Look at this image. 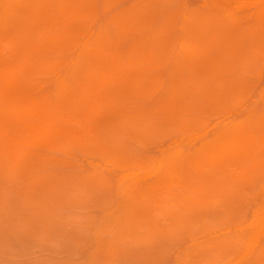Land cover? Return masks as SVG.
<instances>
[{"label":"rangeland","instance_id":"1","mask_svg":"<svg viewBox=\"0 0 264 264\" xmlns=\"http://www.w3.org/2000/svg\"><path fill=\"white\" fill-rule=\"evenodd\" d=\"M0 1H2V0H0ZM96 0H94L93 1V4H92V7H93V10H92V12H97V10H98V12H97V14H98V23L99 24H107V23H109V21H110V19H111V17L114 15V14H116V13H119V12H121V11H126V10H128V8H130V10H136V8L137 7H139V4L141 5V3H142V0H126V1H124V0H109L110 1V5H112V4H116L115 6H113V9H112V6H110V9L108 10V11H106V10H104L105 11V13L107 12V13H109V14H105V15H107V16H105L104 18H103V16H104V11L102 10V8H104V3H106V0H105V2H104V0H97L96 2H95ZM114 1V2H113ZM120 1H121V3H120ZM123 1V2H122ZM157 1V4L155 3ZM213 1H216L217 2V0H152V2L151 3H153V4H151V3H149L148 2V0L146 1V0H144L143 1V3H142V6H140L139 8H141L140 10L142 11V7H151V6H153L152 8H151V10H154L155 12H157V13H159V14H157L156 13V15H155V12L154 13H152L153 14V19H154V17L155 18H157L158 17V19L157 20H159V21H157L156 19H154V21H155V25H154V27H155V30L158 28H160L161 27V25L163 26H167V25H169L168 23H170V25L174 28H172L171 30H170V27L169 26H167V27H169V29L168 28H164V30H163V28L161 27V32H160V34H159V36L161 35V41H162V38H163V40L165 41V39H166V43L164 42V41H162L163 43H162V45H161V43H159V44H157V42L156 43H154V41H155V39L156 40H158L159 39V37H158V34L156 35V36H154L155 34H153L154 32H150V38H149V41H146L147 43H144V45H143V48H144V50H141L142 52L140 53V55L138 54L137 55V57L135 58V60H136V63L137 62H139L140 64L142 63V62H144V61H146V59L148 58V61L147 62H144L143 63V65H144V67H141V68H144L143 70H141L140 69V65H135L136 63H134L133 65H135L133 68H132V71H130L131 72V74H129V72L126 70V69H130L133 65H131V66H126V69H125V74H123V75H119L117 72L116 73H113V70H111V71H108V76H105V74L103 75V73H101V71H99L97 68H96V66H94V67H90V68H88L89 69V75H88V79L85 81V83L86 82H88V83H86V86H85V91L84 92H82V93H84V94H82V93H78V94H75V95H73V97H71L72 95H67V94H61V95H59V97H58V95H56V94H54V91L53 90H55V88H56V85H55V77H56V75H57V73H59V72H61V71H63V72H66V63H68L69 61H70V54L72 53L71 52V50H70V46L69 47H67V45L69 44L68 43V41H70V40H67V39H65L64 40V36H67L66 34H68V32H66V34H64L63 33V31L64 30H66V31H68V30H74V28L75 29H77L78 28V26L80 25L79 23H80V21H75V20H71V22L70 21H64V22H68L67 23V26H69V27H67L66 25H64L63 26V24H66V23H64L63 21L62 22H60V23H57L59 26H58V28H61L62 29V26H63V29L64 30H62V32L61 33H59V34H62V35H56L55 37H56V40L57 41H59V42H57V41H55V39L53 40V45L51 44V50H49L51 53H52V51L53 50H55V51H53V54H51L50 52H48V55H49V57L52 59V58H54V59H52L53 60V66H54V68L52 67V66H50V68L49 69H51L50 71H48L47 72V70H49V69H47L46 71H45V68H44V66L42 65V57H44V56H42L43 54H42V52H40V54H39V51L38 52H34L33 53V51H31V48H30V53L32 54V55H30V53L27 51V49L25 48V45L23 44V42H22V40L19 38V37H17V36H15V35H12L11 33H7L6 35H5V33L6 32H3V33H1L0 32V37H1V39H0V89H2V90H7V92L9 93V96L12 98V96L14 97V96H17L16 98H14V100H16V101H18L19 103H20V101L22 102H24L25 100H31L32 98H35L34 100L32 99L31 101H26V104H29V106L28 107H30V108H32V107H34V110H32L31 111V109L28 111V112H30L31 111V113H29V116H28V112L27 111H23V112H27L25 115L22 113L21 115H23L26 119H28V120H26L24 117V119L22 118V116H20V115H18V111H14V113H12L11 111H9V113H10V117H9V115H8V113H7V118H9V119H7L6 118V112L4 111V115H3V117L1 118L0 117V127H2V128H0L1 130H0V139L2 140V146H1V141H0V146L2 147V149H1V147H0V157L1 156H4V157H2V158H0V264H113L114 262H117L116 264H198V263H196V261L197 260H199V261H197V262H199V264L201 263V264H210V263H207L208 261H209V258H211L210 260L211 261H209V262H211V264H219V262H221L220 264H257V263H259V262H257L258 260H260V258H261V260H260V263L259 264H264V248L262 247V249H260L261 248V244L264 242V186H263V184H264V170H262V171H260V169H262L263 168V166H262V164L260 163L261 161V157L259 158V157H257L256 159H254V160H256V161H254V163L252 164L251 162H250V160H252V156H251V153H254V154H252V155H257L258 156V153H257V150H256V142L254 141L256 138L255 137H252V138H254V139H252L251 137H250V135H246V138H247V140H246V138L244 139V138H241L240 140H242V142H243V139H244V141H246V142H248L250 139H251V142L249 143L250 144V146L252 147L251 149H248V148H250L249 147V144L248 143H246L247 145H245V142H243V146H240L241 144H240V140H239V144L240 145H238V142H236V144L234 145V147L233 146H230V147H232V148H230L229 147V145H227V146H224V147H222V150H221V148L219 149V150H217V151H215V152H212L211 154H207L208 155V159L206 158V156H204L206 153H202V143L206 140V139H209V138H211V137H213L214 135H208V134H211V133H213L212 131L210 132H208V134H206V132L209 130V128L211 127V130H212V126H213V128H215L214 126H218V124L220 123H227V122H230L229 124H233L234 122H237V121H239L240 119H242L244 116H246L247 114H248V112L249 111H247V112H244V115H243V111H214L213 112V107H214V102H213V100H211L212 98H215L216 96L215 95H217V93H215L216 92V90L215 89H213V88H209V87H207V93L206 94H203V97H205L206 95L207 96H209V97H211V95H213L214 97H211L210 98V100H209V97H205V100L206 99H208V101L206 102L205 100L203 101V97L200 95H198L196 98H198V99H200V101H199V105L198 106H196L198 103L196 102V104L195 103H193V104H195L194 106H196L197 108H199V106H200V108H203L204 107V109L206 110L207 108H208V111L210 112L211 110V112L210 113H208L207 112V114H206V112H202L203 113V115H202V113H201V111L199 112H197V111H195V113H192V114H196L195 116H196V118H194L195 116H193L192 114L190 115V113L192 112V111H178V109H176V108H178L177 107V105L178 104H182L183 102H185L186 103V101H188V103H191L189 100H186V99H188V97H189V95H188V97L185 95V96H183V94L181 95V93H179V97H178V95H177V93H178V91H181V90H177V89H180V87H181V89L182 90H185L186 89V85H184L183 84V86H182V81H183V79H186V78H188L189 76H190V70H189V68L188 67H184V65H182V64H180L179 63V65H178V62H177V60H176V58H175V54H174V51H173V49L174 50H180L179 49V45L177 44L178 43V38H176L177 36H180V35H183V30L182 29H180V26H177L176 24H177V22H180L181 20H180V15H178V13H180V12H178V11H180L179 10V8L181 9V12H185V11H187V10H195V9H198V10H195V11H199V12H203L204 10H208V11H210V9H211V7H216V6H218V4L217 3H214L213 4ZM136 2V3H135ZM137 2H138V4H137ZM191 2V3H190ZM212 2V3H211ZM218 2L220 3L219 4V6H222V7H225V6H228L229 5V2H228V0H218ZM94 3H96V4H94ZM127 3V5H125ZM129 3V4H128ZM151 4V5H143V4ZM163 3H164V6H163ZM207 4V5H206ZM96 5V6H95ZM125 5V6H124ZM131 5V6H130ZM135 5V6H134ZM159 5H161V7H162V11L164 12V13H166V14H164L163 15V13H160L161 12V10H159V9H161V7L159 6ZM214 5V6H213ZM94 6H95V8H94ZM100 6H101V8H100ZM135 7V9H134V7ZM155 6V7H154ZM206 6V7H205ZM121 7V8H120ZM123 7V8H122ZM158 7H160V8H158ZM119 8V9H118ZM127 8V9H126ZM155 8H157V9H155ZM172 8H173V10H174V12H176L175 14L173 13V10H172ZM0 9H1V7H0ZM102 10V12H100V14H99V11H101ZM169 9H171L170 11L171 12H169ZM177 9V10H176ZM182 9H183V11H182ZM113 10V11H112ZM138 8H137V11H140ZM157 10V11H156ZM159 10V11H158ZM208 11H206V12H208ZM168 12V13H167ZM101 13H102V15H101ZM160 17H159V16ZM175 15V16H174ZM166 16V18L164 19V17ZM103 19H102V18ZM171 17H175L173 20L171 19ZM167 18L169 19V20H172V21H170L169 22V20H168V22L167 21H164V20H167ZM106 19V20H105ZM75 21V22H74ZM72 22H73V24H72ZM122 22H126V19H124V20H122L121 21V25L119 24V25H117V27H118V29H117V31H116V26L113 28L114 29V32H118V34H114V35H111L112 33H114V32H112V30L113 29H110L111 27H113V24L112 23H110V26H108V28H109V30H110V36H111V40L110 41H108V40H106V41H108V43H106V41H105V46H106V54L107 55H109V52L111 53V55H114L115 53L116 54H118L119 52H120V50L121 49H126V48H128V46L132 43V41H134V39H140L141 38V33L139 32V30L137 29L136 30V27H137V25H139L137 22H126L125 24H122ZM163 22V23H162ZM164 22H166L165 24H164ZM171 22H176V26L175 25H173L174 23H172L171 24ZM160 23H162V24H160ZM245 23H246V21H243V25L245 26ZM76 24V25H75ZM130 24V25H129ZM132 24H133V26H132ZM74 25V26H73ZM131 26L132 28H130L129 26ZM73 26V27H72ZM140 26V25H139ZM175 26V27H174ZM66 29H65V28ZM60 29V30H61ZM126 29V30H125ZM135 29V30H134ZM120 30L122 31V32H120ZM166 30H168V31H166ZM132 31H134V32H132ZM137 31V32H136ZM58 32H60L59 31V29H58ZM167 32V33H166ZM173 32V33H172ZM177 32V34H175ZM134 34L133 36L131 35V34ZM72 34H73V32H72ZM121 34L123 35L122 36V38H121ZM139 34V35H138ZM69 35H71V31H69ZM138 35V36H137ZM170 35V36H169ZM35 35H31L30 36V38H33ZM72 36V35H71ZM70 36V37H71ZM176 36V37H175ZM59 37H61V38H59ZM115 37H117V38H115ZM158 37V38H157ZM68 39H69V37H67ZM116 40H115V39ZM120 38H121V40H120ZM130 38H131V40H130ZM153 38V39H152ZM177 40H176V39ZM60 39V40H59ZM112 39H114V41L112 40ZM124 40V42H126V41H128L127 43H126V45H125V43H123L122 41ZM126 39H128V40H126ZM167 39H169L170 40V42H171V45L172 46H170L169 44V42H168V44H167V41H169V40H167ZM175 39V40H174ZM120 42H122L123 44H124V47H122L121 45H123L122 43L120 44V46L121 47H119V41ZM153 40V42H151ZM54 42H56V43H54ZM115 42V43H114ZM130 42V43H129ZM173 42V43H172ZM60 43V44H59ZM118 43V44H117ZM129 43V44H128ZM148 43H151V44H153V45H151V44H148ZM165 43V44H164ZM116 44H117V46H116ZM128 44V45H127ZM163 44L166 46H163ZM113 45L115 46L114 48H113ZM57 46V47H56ZM145 46H146V49H145ZM148 46V47H147ZM159 46H161V49H160V47ZM61 47V48H60ZM109 47H110V51H109ZM152 47V48H151ZM167 47H173L171 50V53L170 54H168V53H166L168 50L167 49H169V48H167ZM116 48H118L117 50H116ZM142 48V47H141ZM142 48V49H143ZM149 48H150V50H149ZM58 49V50H57ZM108 49V50H107ZM154 49V50H153ZM159 49V50H158ZM61 50V51H60ZM111 50H113V51H111ZM114 50H116V51H114ZM167 50V51H166ZM58 51V52H57ZM63 51V52H62ZM146 53H145V52ZM149 51V53L147 54V52ZM3 52V53H2ZM55 52V53H54ZM108 52V53H107ZM113 52V53H112ZM163 53H166L167 55H169V56H166L165 54H163ZM36 54V55H35ZM39 54V55H38ZM42 54V55H41ZM75 54V53H74ZM74 54H71V56L72 55H74ZM153 54H155L154 56L157 58V59H155V57L153 56ZM163 54V55H162ZM61 56V58H60V56ZM63 55V56H62ZM146 55V56H145ZM158 55V56H157ZM171 55V56H170ZM41 56V57H40ZM53 56V57H52ZM55 56V57H54ZM59 56V57H58ZM141 56H142V58H141ZM162 56H163V59H165V60H160V58H162ZM166 56V57H165ZM26 57V58H25ZM40 57V58H39ZM65 57V58H64ZM70 57V58H69ZM25 58V59H24ZM28 58V59H27ZM58 58H60V59H62V61L61 60H59ZM67 58H69V59H67ZM173 59V60H171V59ZM175 58V59H174ZM57 59V60H56ZM137 59L139 60V59H141V60H139V61H137ZM39 60V61H38ZM144 60V61H143ZM152 60V61H151ZM156 60H158V61H156ZM168 60H169V63H168ZM171 60V61H170ZM18 61H19V63H18ZM31 61V62H30ZM54 61H56V62H54ZM140 61H142V62H140ZM153 61H156L157 63H153ZM162 61V62H161ZM66 62V63H65ZM175 62H177L176 64H175ZM32 63H34V64H32ZM65 63V64H64ZM150 63V64H149ZM161 63V69L159 68V67H157L156 66V64H160ZM166 63V64H165ZM31 64V65H30ZM60 64V65H59ZM64 64V65H63ZM149 64V65H148ZM152 64H153V66H152ZM169 64V65H168ZM58 65V67H56V66ZM142 64H141V66H143ZM151 65V66H150ZM168 65V66H167ZM180 66V67H184L185 68V72H187L188 70H189V72H187V73H185L184 71H182L184 68H182V70H181V68L180 67H174V68H172L173 66ZM35 66V67H34ZM64 66V67H63ZM147 66H149L150 68L151 67H153V69L151 68H147ZM128 67V68H127ZM130 67V68H129ZM156 67V68H155ZM56 68V69H55ZM157 68H159V69H157ZM172 69V70H169V69ZM109 69V68H108ZM133 69H136V71L134 70L133 71ZM137 69H140V71L139 70H137ZM176 69H178V70H181V72L180 71H176ZM36 70H37V72H36ZM40 70V71H39ZM96 70H97V72H96ZM147 72H145V71ZM154 72H153V71ZM156 70V71H155ZM163 70V71H162ZM45 71V72H44ZM52 71H54V72H52ZM98 71L100 72V73H98ZM126 71L128 72L127 74H126ZM137 71H139V73H137L136 74V72ZM141 71H144V74L146 75H144ZM163 73H162V72ZM172 71H173V73H172ZM17 74H16V73ZM47 72V73H46ZM135 72V75L133 76L132 74ZM140 72H141V74H140ZM151 72H152V74H151ZM154 73H155V75H154ZM157 73H159V74H161V77H160V75H158ZM56 74V75H55ZM101 76H100V75ZM117 74V75H116ZM139 74V75H138ZM166 74V75H165ZM178 74V75H177ZM182 74H186L185 76H186V78H184V75H182ZM30 75H32V76H30ZM38 75V76H37ZM42 75V76H41ZM125 75V76H124ZM130 77H129V76ZM131 75H132V77H131ZM173 75V76H172ZM175 75H177L176 77H175ZM26 76V77H25ZM44 76V77H43ZM90 76V77H89ZM129 77L128 79H129V81L127 80V78L125 79V77ZM138 76V77H137ZM154 76V77H153ZM166 76V77H165ZM173 77V79H170L172 82H170V80H169V78L170 77ZM183 76V77H182ZM35 77H37V78H35ZM92 77V78H91ZM102 77H106V78H103L102 79ZM146 77H147V79H148V81L146 80ZM161 78V80L163 79L162 77H164V80H162V81H160V78ZM34 78V79H33ZM98 78H99V80H98ZM157 79V80H153V79ZM165 78H168V80L166 79L165 80ZM178 79V80H176V79ZM32 79V80H31ZM37 81H36V80ZM40 81H39V80ZM42 79V80H41ZM93 79V80H92ZM122 79V80H121ZM22 80V81H21ZM95 80H97V82L95 81ZM116 80V81H115ZM127 82H126V81ZM134 80V81H133ZM175 82H174V81ZM6 83H5V82ZM27 81L29 82V83H27ZM101 81V82H100ZM122 81V82H121ZM132 81V82H131ZM135 81H137L136 83H135ZM153 81V82H152ZM167 81V82H166ZM264 81V77L262 78V80L261 81H259V82H256V84H255V86L252 88V93L251 94H255L254 96H256V95H258V93H256V91L257 92H259L262 88H263V85L264 84H262L261 82H263ZM35 84H34V83ZM45 82H46V84H45ZM116 82V83H115ZM129 82V83H128ZM139 82V83H138ZM156 82H157V84H156ZM171 84V85H173V84H175V85H177V86H174L173 88H171L172 86L169 84V83ZM174 82V83H173ZM177 82V83H176ZM181 82V83H180ZM4 83V84H3ZM33 83V84H32ZM42 83H43V85H42ZM118 83V84H117ZM121 83V84H120ZM132 83V84H131ZM153 83V84H152ZM184 83V82H183ZM264 83V82H263ZM40 84V85H39ZM50 84H52V85H50ZM97 84V85H96ZM143 85V87H142V85ZM147 84H148V86H147ZM158 84H160L161 86H163V87H166L168 90H164V89H166V88H163V87H161L160 86V88L158 89ZM180 85V87H179V85ZM258 84V85H257ZM35 85V86H34ZM37 85H39L38 87H37ZM94 85H96V88H94L95 86ZM116 85V86H115ZM123 87H122V86ZM136 85V86H135ZM146 85V86H145ZM151 85V86H150ZM154 85H157V87L156 86H154ZM18 87V89L20 88V90H18L16 87ZM41 86V87H40ZM109 86V87H108ZM120 88H119V87ZM134 86H135V89H134ZM140 86H141V88L143 89V90H145V92L140 88ZM153 86V88L155 89V88H157L158 89V91L155 89H151L150 90V88ZM259 86V87H258ZM11 87H13V89H11ZM32 87H34V89L32 88ZM39 87H40V89H39ZM46 87V88H45ZM51 87H52V91H51ZM93 88V89H91V88ZM137 87V88H136ZM31 88H32V90H31ZM133 90H132V89ZM161 88L163 89V90H161ZM174 88H177V89H175L174 90ZM183 88H185V89H183ZM38 89V90H37ZM92 91H91V90ZM94 89H96V90H94ZM114 89V90H113ZM127 89V90H126ZM131 89V91H133V92H135L136 91V89H137V91H136V94L135 93H131L130 94V90ZM141 89V90H140ZM148 89V90H147ZM210 89H213V91H215V92H213V91H210ZM10 90H13V91H10ZM36 92H35V91ZM111 90V91H110ZM135 90V91H134ZM141 92V93H139V91ZM147 90V91H146ZM256 90V91H255ZM17 91L19 92V93H17ZM20 91H22L21 93H20ZM24 91H26V93L24 92ZM31 92V94H30V92ZM34 91V92H33ZM45 91H47V92H45ZM89 91H91V93L93 94H91V93H89ZM113 91V92H112ZM116 91V92H115ZM119 91V92H118ZM149 91H151V93L149 92ZM166 91H169V95H170V97H172V95L175 93V95L177 96H175L177 99H175V100H177V102H180V103H177V102H175L174 100L173 101H171V99H168L167 97L169 96H165L164 97V93H166ZM210 91V92H209ZM226 91V95H227V91H229V90H225ZM11 92V93H10ZM14 92V94L16 93V95H14V94H12ZM37 92H39V93H37ZM46 93V94H48V97H46L47 95L46 94H44L43 95V93ZM86 92V93H85ZM153 92L155 93V94H153ZM157 92V93H156ZM177 92V93H176ZM182 92V91H181ZM25 93V94H24ZM30 95H29V94ZM34 93H35V95L36 96H34ZM40 93H42V94H40ZM89 93V94H88ZM103 93V94H102ZM118 93H119V95H118ZM121 93V94H120ZM160 93V94H159ZM19 94H20V96H19ZM33 94V95H32ZM53 94V95H52ZM80 94V95H79ZM86 94V95H85ZM137 94H138V97L140 98L141 97V100H143V103H142V101L139 99V98H137ZM150 94H152V96L150 95ZM215 94V95H214ZM22 95H24V98H25V100H21L20 99V97L22 98V99H24L23 98V96ZM38 95V96H37ZM42 95V96H41ZM85 95V96H84ZM89 97H88V96ZM154 95V96H153ZM161 95V96H160ZM162 95H163V97H162ZM19 96V97H18ZM28 96V97H27ZM50 96V97H49ZM90 96L92 97V98H90ZM95 96V97H94ZM110 96V97H109ZM132 96V97H131ZM144 96H145V98H144ZM149 96H151L150 98L151 99H148L149 98ZM158 96L160 97V98H158ZM174 96V95H173ZM181 96H183V100L181 99L182 97ZM227 96H230V94L229 95H227ZM26 97H27V99H26ZM71 97V98H70ZM96 97H97V99H96ZM156 97V98H155ZM175 97H173V98H175ZM186 97V98H185ZM202 97V98H201ZM257 97V96H256ZM42 98V99H41ZM46 98V99H45ZM49 100H51L50 102H51V105L52 106H50V102H48V99ZM53 98H54V100H53ZM56 98V99H55ZM142 98H144V99H142ZM161 98H163V99H165L166 101L168 100V102H166L165 104H164V106H166V105H168V107H166V108H172V111H169V112H165V111H158L159 113H157L156 114V112L157 111H148L150 108H151V106L152 107H154L155 106V104H157V103H159V100H161ZM172 98V99H173ZM179 98V99H178ZM258 98H259V96H258ZM258 98H256L257 99V101L259 102V103H261V100H259ZM19 99V100H18ZM38 101H37V100ZM95 99V100H94ZM133 99V102L131 101ZM138 99L140 100V102H141V105H145L144 103L146 102V100H147V105L149 104V106H147V105H145L144 106V108L143 107H141V105H140V103H138L137 101H138ZM156 99L158 100V102L156 101ZM197 99V100H198ZM40 100V101H39ZM66 100V101H65ZM76 100H78V101H76ZM62 101V102H61ZM104 101V102H103ZM122 101V102H121ZM148 101H149V103H148ZM157 103H156V102ZM171 101V102H170ZM210 101V102H209ZM42 102V103H41ZM56 102V103H55ZM105 102H106V104H105ZM137 103V104H135V106L133 107V103ZM152 102V103H151ZM170 102V104H167V103H169ZM173 102V103H172ZM200 102H201V104H200ZM213 102V103H212ZM31 103V104H30ZM48 103V104H47ZM62 103V104H61ZM177 103V104H176ZM188 103H187V105H188ZM87 104H89V105H87ZM104 106H102V105ZM152 104V105H151ZM176 104V105H175ZM22 105V104H21ZM41 105H42V107H41ZM46 105V106H45ZM106 105V106H105ZM127 105H129V106H127ZM130 105H132V106H130ZM140 105V106H139ZM151 105V106H150ZM49 106V107H48ZM73 106H77V107H74L73 108ZM94 106V108H95V106H96V110H94V108H92ZM45 107V108H44ZM47 107V108H46ZM51 107V108H50ZM82 107H84V108H82ZM86 107H87V109H86ZM135 107H141V108H139V109H136ZM146 107V108H145ZM92 108V110H94V112L92 111V110H90ZM108 108V109H107ZM116 108H118V109H116ZM125 108V109H124ZM133 108H135V109H133ZM143 108V109H142ZM199 108V109H200ZM33 109V108H32ZM74 111H73V110ZM78 109V110H77ZM111 109H113V110H111ZM129 109V110H128ZM133 109V110H132ZM142 111H141V110ZM198 109V110H199ZM203 109V110H204ZM46 110H47V113H46ZM76 110H77V112H76ZM85 111L86 112V114H85V112H80V111ZM108 110H110V111H108ZM140 110V111H139ZM145 112H144V111ZM177 110V111H176ZM201 110V109H200ZM45 111V112H44ZM71 113H70V112ZM78 111H79V114H78ZM91 111V112H90ZM101 111V112H100ZM107 113H106V112ZM140 113H139V112ZM207 111V110H206ZM73 112V113H72ZM75 112L77 113V114H75ZM92 112L94 113L93 115H92ZM97 112H98V114H97ZM144 112V113H143ZM148 112V113H147ZM152 112V113H151ZM165 113V115H163V114H161V113ZM223 112V113H222ZM34 113H35V115H37V116H35L34 115ZM60 115H59V114ZM62 113V114H61ZM66 115H65V114ZM70 114V117H69V115H67V114ZM81 113V114H80ZM102 113H104V114H102ZM106 113V114H105ZM111 115V116H109V114ZM114 113L116 114V115H114ZM139 113V114H138ZM150 113V115H153V116H151V118H149L150 117V115H148ZM156 115H155V114ZM181 113V114H180ZM189 113V114H188ZM205 113V114H204ZM216 113V115H214V114ZM31 114V115H30ZM56 115V116H54V115ZM113 114V115H112ZM133 114V115H132ZM144 117V120H141L140 121V119H143L142 117H141V115ZM147 114V116H145ZM161 114V115H160ZM181 116H180V115ZM199 114V115H198ZM213 114V115H212ZM223 114V115H222ZM234 114H236V115H234ZM27 115V116H26ZM33 115V116H32ZM51 116V115H53V116H51V118H49V116ZM63 117H62V116ZM72 115H73V117H72ZM84 115V116H83ZM87 115V116H86ZM107 117H106V116ZM135 115V116H134ZM140 115V116H139ZM158 115V116H157ZM167 115V116H166ZM200 115H202V116H200ZM210 115V116H209ZM213 117H212V116ZM220 115V117L218 118L217 116H219ZM226 115V116H225ZM229 115V116H228ZM18 116H19V118H18ZM58 116H60V117H58ZM97 116H98V118H97ZM120 116V117H119ZM129 116V117H128ZM169 116V117H168ZM199 116V117H198ZM207 116V117H206ZM221 116L223 117V118H225L223 121H221ZM234 116H236L235 118H234ZM241 116H243V117H241ZM12 117V118H11ZM14 117V118H13ZM29 117H31L30 119H29ZM55 119H54V118ZM66 117V118H65ZM83 117H84V119H83ZM96 117V118H95ZM115 119H114V118ZM118 117V118H117ZM121 117H122V119H124V120H121ZM135 117H137L136 118V120H134L135 119ZM139 117H141V118H139ZM149 119H148V118ZM174 117H176V118H174ZM182 117H183V119H182ZM206 117V118H205ZM212 117V118H211ZM238 117V118H237ZM240 117V118H239ZM39 118V119H38ZM52 118H53V120H52ZM59 118V119H58ZM61 118V119H60ZM63 118V119H62ZM73 118V119H72ZM85 118H87L86 120H85ZM101 118V119H100ZM102 118H103V120H105V123H106V121H108L106 124L107 125H105V123H104V121H102ZM128 120H127V119ZM129 118H130V120H131V122L132 123H130V121H129ZM132 118V119H131ZM168 118H171V119H168ZM192 118H194V121L198 118V120L200 121V122H202L203 124H204V121H202L203 119H208V120H210L209 122L211 123H209V125L207 126V120L205 121L206 122V124H201L200 125V122H198V123H196V121L194 122V124H192L193 122V119ZM199 118H201V120L199 119ZM221 118V119H220ZM50 119V121H48ZM72 119V120H71ZM75 119V120H74ZM83 119V120H82ZM98 119H100V120H98ZM115 120V122L113 121L112 123H111V120ZM126 119V120H125ZM154 119V120H153ZM159 119V120H158ZM161 119V120H160ZM165 119V120H164ZM188 121H186V120ZM219 119H220V121L221 122H219ZM8 122H7V121ZM10 120L12 121V125H11V123H10ZM42 120V121H41ZM65 120H67V122L65 121ZM76 120H80L79 121V123L81 124V123H84V124H81V125H79V127H78V125H77V121ZM84 120H85V122H84ZM120 122H119V121ZM158 120V121H157ZM167 120V121H166ZM172 120H174V121H172ZM175 120H176V122H175ZM212 120H214L213 122H212ZM27 121H31L29 124L27 123ZM39 121V122H38ZM45 121H47L46 123H45ZM61 121V122H60ZM76 121V122H75ZM83 121V122H82ZM102 121V122H101ZM127 121H128V123H127ZM136 122V124H135V122ZM139 123H138V122ZM150 123H149V122ZM151 121H152V123H151ZM164 121V122H163ZM179 121V122H178ZM189 121H191V122H189ZM22 122H24L25 123V126H24V124L22 123ZM58 122H59V124H58ZM64 122V123H63ZM65 122H66V124H67V127H68V125H69V127H70V125H71V128L69 129V128H67L66 127V124H65ZM100 122V124L102 123V124H104V125H101V126H98V125H100V124H98ZM145 122V123H144ZM146 122H148L149 124H147ZM153 122H155V124L153 123ZM167 122H169V123H167ZM172 122H174L176 125H180V126H172V125H174V123H172ZM217 122H219V123H217ZM74 125V123H75V125L73 126L72 124ZM90 123H93V124H90ZM120 124V125H118L117 126V124ZM125 123H127V124H125ZM138 123V124H137ZM160 123V124H159ZM180 123V124H179ZM188 123H190L189 125H188ZM33 124H35V125H33ZM40 124H42V126L40 125ZM63 124V125H62ZM65 124V125H64ZM88 124H89V126H88ZM96 124V125H95ZM113 124H114V126H113ZM115 124H116V126H115ZM122 124L126 127H122ZM130 124V125H129ZM153 124V125H152ZM163 126H162V125ZM170 126H169V125ZM200 125L203 129H200L201 127H198V126H196V125ZM219 124V125H220ZM23 125V126H22ZM29 125H31L33 128H34V126H35V131H34V129H31L35 134H31V130H29L30 131V133H27L26 131H27V129L28 128H30V127H27V126H29ZM62 125V126H61ZM83 125H84V127H83ZM95 125V126H94ZM136 125V126H135ZM140 125V126H139ZM141 125H142V128H141ZM151 125H152V127H151ZM158 125V126H157ZM168 126V127H164V126ZM182 125V126H181ZM191 125L193 126V127H191ZM43 126H44V128H46V129H48L49 131H50V129L53 131L52 133H51V131L49 132L48 130H46V129H44L43 128ZM58 126H60V127H58ZM65 126V127H64ZM76 126L78 127L77 129H76ZM91 126V127H90ZM103 126H105L106 128L105 129H103L104 127ZM111 126V127H110ZM130 126H132V127H130ZM189 126H190V128H189ZM23 127H25V129L24 130H26V131H23V130H21ZM31 127V128H32ZM90 128V130H89V128ZM101 127V128H100ZM103 127V128H102ZM113 127H116V128H113ZM118 127H122V129L123 130H121L120 128H118ZM134 127V128H133ZM141 128V130L139 129V128ZM159 127H161V128H159ZM164 127V128H163ZM177 128L178 130H177V132H173V130L172 129H174V128ZM184 127H185V130H184ZM197 128L196 130L194 129V128ZM15 128V129H14ZM50 128V129H49ZM54 128V129H53ZM61 128V129H60ZM62 128H63V131H62ZM88 128V129H87ZM96 128H98V129H96ZM112 128H113V130H112ZM128 128H130V130L133 132L134 131V133H130V130L128 129ZM20 129V130H19ZM40 129V130H39ZM58 129V130H57ZM60 129V130H59ZM64 129H65V131H64ZM68 130V132H67V130ZM91 129H93V130H91ZM95 129V130H94ZM100 129H103V130H101V132H100ZM108 129V130H107ZM110 129V130H109ZM125 129H126V131H125ZM133 129V130H132ZM135 129L137 130V132H135ZM144 129V130H143ZM169 129H170V131H169ZM182 129L184 130V136L186 135V132H187V134L189 135V134H193V133H197V134H193L192 136L193 137H189L188 135H186L187 136V138L186 137H184L183 135H180L179 133H181L182 134V132H180L179 130H181L182 131ZM193 129V130H192ZM200 129V130H199ZM3 130V131H2ZM44 130V131H43ZM72 130H73V132H72ZM105 130V131H104ZM117 130L119 131V132H117ZM158 132H157V131ZM164 130H166L165 132H164ZM171 130H172V132L174 133H171ZM187 130V131H186ZM195 130V131H194ZM5 131V132H4ZM10 131V132H9ZM28 131V132H29ZM70 131H71V134H70ZM76 131H78V132H76ZM113 131H116V133L114 134V132ZM122 133H121V132ZM123 131H125V132H123ZM138 131H140V133L138 132ZM145 131V132H144ZM150 131H152L151 133H149ZM186 131V132H185ZM188 131H189V133H188ZM199 131V132H198ZM201 131V132H200ZM214 131V133H216V129H214L213 130ZM24 132H26V133H24ZM32 132V133H33ZM39 132H41V133H39ZM47 132V133H46ZM48 132H49V134H48ZM55 132H58V134H60V135H58V137H57V133H55ZM62 132H64V133H62ZM95 132H97V133H95ZM106 133V134H103V133ZM160 132H164L163 134L162 133H160ZM169 132V133H168ZM70 135L69 136V138L71 137V136H73L74 137V139L72 138V140H71V138L70 139H68L67 137H68V135ZM78 133V134H77ZM100 133V134H99ZM118 133H119V136H118ZM135 133H137V134H135ZM142 133H146V135H144V134H142ZM203 133H205L206 135L204 136V135H201V134H203ZM19 134H20V136H19ZM22 134V135H21ZM24 134L25 135H27V137L29 136V138H27L26 136V138H24L23 136H24ZM40 134V135H39ZM48 136V139L47 140H49L48 142H47V140H45L46 138H47V136ZM76 134H77V136L79 135V137H77L76 136ZM97 134V135H96ZM108 134V136H106ZM123 134V135H122ZM125 134V135H124ZM135 138L134 140H133V137L131 136V135ZM141 134H142V136H141ZM155 134V136H153V135ZM157 134H159V136L157 135ZM163 136H162V135ZM170 134V135H169ZM180 135V136H176V135ZM199 134H200V136H199ZM32 135V136H31ZM35 135V136H34ZM82 135V136H81ZM102 135V137H100ZM110 135V136H109ZM112 135V136H111ZM117 135V136H116ZM130 136V137H128V136ZM152 135V136H151ZM164 135H166V136H164ZM194 135L196 136V137H194ZM199 136V139H198V142H197V140L196 141H194V142H197L198 143V145H197V143H195L194 144V142L192 143L191 141H189V142H191L190 144H185L186 142H184V141H186V140H193V139H191V138H194V139H197V137ZM207 135L209 136V137H207ZM13 136V137H12ZM22 136V137H21ZM31 136V137H30ZM34 136V137H33ZM39 136V137H38ZM52 136H54V137H52ZM61 136V138H59ZM62 136H63V138H62ZM76 136V137H75ZM106 136V137H105ZM115 136V137H114ZM122 137V139H119V138H121ZM136 136H137V138H136ZM143 136H145V137H143ZM152 138H151V137ZM168 136H169V138H168ZM211 136V137H210ZM7 137V138H6ZM45 137V138H44ZM56 137L60 140H58L57 139V141L59 142H56ZM117 137H119V138H117ZM123 137L124 138H126V139H123ZM250 137V138H249ZM13 138V139H12ZM21 138H24L23 140L21 139ZM31 138V139H30ZM33 138V139H32ZM79 138V139H78ZM81 138V139H80ZM138 138L140 139V142H139V140H138ZM158 138H162V141L161 140H157ZM167 138V141H170V143L168 144V143H166L167 141L165 140V139ZM202 140H201V139ZM249 138V139H248ZM10 139V140H9ZM29 139H30V141H29ZM36 139V140H35ZM76 139H78V140H76ZM105 139V140H104ZM129 139V140H128ZM136 139H137V141H136ZM143 139V140H142ZM147 139V141H145V140ZM156 139V140H155ZM163 139H164V141H163ZM169 139V140H168ZM183 139H185V140H182ZM6 140H7V142H6ZM22 140V142H20ZM28 140V141H27ZM55 140V141H54ZM67 140V141H66ZM79 140H81V141H79ZM119 140H121V141H119ZM123 140H125V141H123ZM141 140L143 141V142H141ZM201 140V144L199 143V141ZM32 141V142H31ZM38 141V142H37ZM45 141H46V143L48 144H46L45 143ZM62 141V142H61ZM69 141H72L73 143H74V149H73V144L71 145V142H69ZM78 141V142H77ZM91 141L93 142V143H91ZM106 143H105V142ZM110 141L112 142V143H110ZM136 141V142H135ZM149 141V142H148ZM151 141H158L159 142V145H160V143H161V145H162V142H165L164 143V145L166 146V145H170L169 147L171 148L172 146L171 145H173V147L172 148H174V149H169V150H167L169 147L167 146V148H166V151L165 152H167V153H163V152H161L160 151V149L159 148H161V147H159V145H156L157 143H154V145H152V143H151ZM203 141V142H202ZM254 141V142H253ZM37 142V143H36ZM44 142V143H43ZM54 142H56V143H54ZM68 142V143H67ZM87 144H86V143ZM102 142V143H101ZM119 142V143H118ZM127 142V143H126ZM145 142V143H144ZM172 142H173V144H172ZM182 142V143H181ZM188 142V141H187ZM241 142V143H242ZM253 142V143H252ZM8 143V144H7ZM21 143V144H20ZM34 143V144H33ZM55 145H54V144ZM60 143H61V147H60V149H59V146H60ZM64 143V144H63ZM83 143V144H82ZM107 143H108V145H107ZM110 143V144H109ZM120 143H122V144H120ZM125 143V144H124ZM135 143V144H134ZM140 143V144H139ZM175 143H176V145L177 144H179V145H181V146H176L175 145ZM184 143V145H182ZM26 144H28V145H26ZM29 144H30V147H28L29 146ZM49 144H53L52 146L53 147H51ZM56 144H57V146H56ZM69 144V145H68ZM76 144L78 145V144H80V148H79V145L78 146H76ZM112 144H113V146H112ZM146 144H147V148H145V146H146ZM10 145V146H9ZM67 145V146H66ZM84 145L86 146V147H88V149H89V151H88V149H85L84 148ZM105 145L107 146V147H105ZM115 145H117V146H115ZM119 145V146H118ZM121 145H122V148H123V151H125V152H123L122 151V148H121ZM125 145V146H124ZM160 145V146H161ZM194 145V146H193ZM8 146H9V150H8ZM20 146V147H19ZM22 146H24V147H22ZM31 146H33L32 147V149H30L31 148ZM44 148H43V147ZM94 147V149H93V147ZM109 146H110V148H109ZM151 146H152V148H151ZM156 148H155V147ZM163 146V145H162ZM186 146V147H185ZM195 146H196V148H195ZM201 146V147H200ZM237 146V147H236ZM244 148L245 149V152H243L244 151V149H243V153L245 154V153H247L248 152V150H249V152L247 153V155H244L242 152H240V150H241V148ZM248 146V147H247ZM12 147V148H11ZM22 147V148H21ZM40 147V148H39ZM42 147V148H41ZM82 147V148H81ZM100 147V148H99ZM141 147H143L142 149H141V151H140V148ZM176 147V148H175ZM194 148V150L192 151V148ZM197 147H198V149L200 150L201 149V153L199 152V151H197ZM247 147V148H246ZM255 147V148H254ZM16 148V149H15ZM47 149L48 150V152L46 151V150H44V149ZM92 148V149H91ZM101 148H105V150H102ZM116 150H115V149ZM125 148H126V150H125ZM136 148H138V149H136ZM158 148V149H157ZM186 148H188V150H189V152H187L186 151ZM190 148V149H189ZM237 148V150L235 151L234 149H236ZM239 148H240V150H239ZM23 149H25L26 151H24ZM27 149H29L28 151H27ZM56 149V150H55ZM62 149V150H61ZM107 149H110V150H112L113 149V151L112 152H119L118 154H116L115 153V155L113 154V156L111 157V155L110 154H112V152L110 153V150H109V153H106V152H108V150ZM118 149V150H117ZM163 149L164 148H162V151H163ZM179 149H181L182 151H183V155L184 156H186L185 155V153L186 154H192L191 156L192 157H190V162H188V163H186V164H182L181 163V159L180 158H178L175 154H174V152L175 151H177V150H179ZM227 151H226V150ZM232 149L234 150V152H232ZM248 149V150H247ZM4 150H6L5 151V153L3 152ZM8 150V151H7ZM12 152H11V151ZM43 150V151H42ZM52 150V151H51ZM58 150V151H57ZM96 150H97V152H96ZM101 150L104 152L105 151V154L106 155H109V156H105V154L103 153V152H101ZM127 150H128V152H127ZM142 150H143V152H142ZM221 150V152L219 153V151ZM23 153H22V152ZM46 151V152H45ZM53 151H54V153H53ZM62 151V152H61ZM134 151V152H133ZM136 151V152H135ZM140 151V152H139ZM172 151V152H171ZM186 151V152H185ZM224 151V152H223ZM251 151V152H250ZM255 151H256V153H255ZM10 153L11 152V154H8V153ZM20 152L22 153V154H25V155H23L22 156V154H20ZM24 152H34L33 154H29V153H24ZM37 152H39V153H37ZM40 152H44V153H40ZM52 152V153H51ZM93 153V155L91 154V153ZM169 152H170V154H169ZM194 152V153H193ZM201 154V156L200 157H198L199 156V153ZM232 152V153H231ZM16 153V154H15ZM37 153V154H36ZM68 154V156H66L67 154ZM82 153H84V154H82ZM87 153H89L90 155L88 156V154ZM94 153H96V154H94ZM131 153V154H130ZM140 153V154H139ZM149 154V155H147V156H145V154ZM195 153H198V154H195ZM230 153L231 154H235L234 156L232 155V157L230 158ZM2 154V155H1ZM3 154H5V155H3ZM13 154H15V155H13ZM78 154V155H77ZM99 154H101V155H99ZM120 154V155H119ZM138 154H139V156H138ZM143 156H142V155ZM174 154V155H173ZM193 154H195V155H193ZM10 155V156H9ZM12 155H13V157H12ZM18 155V156H17ZM30 155V156H29ZM36 155L38 156V157H36ZM41 155V156H40ZM77 155V156H76ZM95 155H99V156H95ZM126 155H129V156H126ZM151 155V156H150ZM224 155V156H223ZM46 156H47V158H46ZM74 156H76V157H78V158H76V157H74ZM86 156V157H85ZM90 156H93V157H90ZM103 156V157H102ZM114 156H115V158L117 157H119V156H121V159H120V157L117 159L116 158V163H115V158H114ZM155 156V157H154ZM190 156V155H189ZM210 156V157H209ZM244 156V157H243ZM250 156H251V158H250ZM16 157V158H15ZM39 157H41V158H39ZM146 157H149V158H147V160H149V161H147V162H145V160H146ZM159 157V158H158ZM197 157H198V159H200L201 158V160H198L197 159ZM219 157V158H218ZM235 157H238V158H236L235 159ZM12 158H14V159H12ZM19 158V159H18ZM43 158H44V160H43ZM82 158V159H81ZM86 159V160H84V159ZM106 161V163H107V165L103 162V161H101L100 162V160H103V159ZM131 158H133V159H131ZM142 158V159H141ZM164 158L166 159V160H164ZM204 158V159H203ZM212 158V159H211ZM244 159V161L242 160V159ZM245 158H250L249 159V162L248 161H246L247 159H245ZM255 158V157H254ZM6 159V160H5ZM20 159H22V160H20ZM24 159H25V162H24ZM28 159V161H26ZM39 159H42L41 161L39 160ZM46 159V160H45ZM52 159V160H51ZM96 159V160H95ZM109 159H111V160H113L114 161V163H113V161H111V160H109ZM141 159V160H140ZM160 159V160H159ZM163 159V160H162ZM196 159H197V161H196ZM208 161H207V160ZM210 159V160H209ZM222 159H223V161H222ZM226 159V160H225ZM238 159V160H237ZM241 160V163H240V165L237 163V161H239L240 162V160ZM3 160V161H2ZM15 161L16 160V162H20V161H22L21 163H19V164H17V163H14L13 161ZM99 162H98V161ZM133 160V162H135V163H133V162H131ZM138 162V165H137V162ZM169 160V161H168ZM195 160V161H194ZM204 160H206V161H204ZM35 161H38V162H35ZM45 161V162H44ZM94 161V162H93ZM109 161H111L112 162V168H116L115 170H116V173L117 174H115V173H111V171L108 169L109 167H110V165H108V164H111L110 162L108 163ZM118 161H119V163H118ZM205 162V165H207V166H205L202 162ZM228 161V162H227ZM242 161H243V163H242ZM257 161H259L258 163H257ZM2 162V163H1ZM5 162V163H4ZM25 163L26 165L28 164V167L26 166L25 167V164H24V166H22L23 164L22 163ZM27 162V163H26ZM30 162V163H29ZM95 162H96V164L98 163V164H100L99 166H102V168L101 167H99L98 166V164H97V166H95L96 164H95ZM123 163L122 164V167H121V164L120 163ZM142 162V163H141ZM144 162H145V164H144ZM197 162V163H196ZM206 162H208L210 165H208V163H206ZM223 162H225V163H223ZM247 162V163H246ZM258 164H256V163ZM118 163V164H117ZM148 163H150V164H148ZM152 163V164H151ZM160 163V164H159ZM165 163V164H164ZM176 163V164H175ZM192 163H194V165L192 164ZM202 163V164H201ZM215 163V166H213V164ZM218 163H221V167H220V164H218ZM223 163V164H222ZM232 163H237V165H233ZM248 163H250L251 164V166H248V165H246V166H248V167H251L250 169H254V171L253 170H249V172H252V173H254L253 175H252V173H251V175L252 176H254L255 174H257L258 173V177H256V175H255V177H253V179H252V177H250L251 175H248V174H246V176H248V177H241V176H244L245 175V171H242L241 170V168L240 167H238V166H242V164L244 165V164H248ZM3 164V165H2ZM15 164V165H14ZM16 164H17V166H21L20 168L19 167H15L16 166ZM105 164V165H104ZM117 164V166H115ZM128 164H130V165H128ZM133 166H132V165ZM142 166H141V165ZM147 164L149 165V167L151 168V170H153V166H154V170H156V171H151L149 168L147 169ZM164 164V165H163ZM170 164V168H172V171L173 170H177V172H176V174H174L173 173V178H172V173H169V172H172V171H170L171 169L169 168V165ZM216 164H217V167H216ZM230 167H227V165ZM6 165H7V167H6ZM91 165V166H90ZM146 165V166H145ZM178 165H180V166H178ZM193 165V166H192ZM260 165H261V168H260ZM4 166V167H3ZM105 167V169L107 170L108 169V171H106L105 169V171L103 170H100V169H103L104 167ZM114 166V167H113ZM138 166H140L141 168H142V172H141V168L140 167H138ZM152 166V167H151ZM185 166V167H184ZM195 166V167H194ZM200 166V167H199ZM224 166V167H223ZM246 166H243L242 168H243V170H246L247 171V173H249L248 172V167H246ZM252 166H254V167H252ZM95 170V172H94V170L92 169V168ZM125 168V170H124V168ZM179 167H182V169L181 168H179ZM187 167H189V168H187ZM208 167H209V169H208ZM211 167H212V169H211ZM236 167V168H235ZM8 168V169H7ZM17 168V169H16ZM20 169V172H18L19 171V169ZM26 168V169H25ZM96 168H98V169H96ZM112 168H110L111 170H112ZM117 168H119V169H123L124 170V172H126V176H124L125 175V173L123 172V170L121 171H118V169ZM138 168L140 169L139 170V172L141 173V177L144 175V177H142L143 179L146 177V180H148L149 179V181L150 182H147V181H145V179L143 180L141 177H140V173H136L137 171H138ZM159 170V168H160V171L158 172L157 171V169ZM169 168V169H168ZM183 168H185V170H188V171H185ZM190 168H191V170H190ZM192 168H194V169H192ZM196 168V169H195ZM214 168V169H213ZM218 168H220V169H218ZM228 170H227V169ZM232 168V169H231ZM246 168V169H245ZM260 168V169H259ZM10 169V170H9ZM127 169H130L131 171L133 170V169H135V171L136 172H134V170L132 171V174H129L130 172V170H127ZM137 169V170H136ZM143 169H145L144 170V172H143ZM147 169V170H146ZM162 169V170H161ZM180 169V170H179ZM216 169V170H215ZM235 169V170H234ZM259 171H258V170ZM5 170V171H4ZM8 170V171H7ZM115 170H113L114 172H115ZM168 170V171H167ZM183 171L184 173H185V177H184V175H183V172H180V171ZM195 170H196V172H195ZM197 170H198V172H197ZM199 170H201V171H199ZM209 170H211V171H209ZM217 170H218V174L217 173H215V172H217ZM222 170H225V171H227V173L226 172H224V171H222ZM237 170V171H236ZM8 173H7V172ZM28 171H30V172H28ZM92 171V172H91ZM118 171V172H117ZM128 171V172H127ZM146 171H148V172H146ZM161 171H163L162 172V174L163 175H161ZM179 171V172H178ZM212 171H213V173H212ZM222 171V172H221ZM236 171V172H235ZM239 171V172H238ZM257 171V172H256ZM4 172L6 173V175L4 174ZM39 172V174H36V173H38ZM134 172V173H133ZM146 172V173H145ZM153 172V173H152ZM188 172H191L192 174L193 173H195V174H191L190 173V175L188 174H186V173H188ZM220 172V173H219ZM226 174H224V173ZM233 172H235V173H233ZM260 172V173H259ZM261 172H262V176L263 177H261ZM13 173V174H12ZM16 173V174H15ZM18 173V174H17ZM23 173V174H22ZM40 173H41V175H40ZM48 173V174H47ZM54 173H56L55 175H53ZM94 175V177L92 176V174ZM101 173H103L104 175H105V180H104V175L103 174H101ZM106 173V174H105ZM197 173H199V175L197 174ZM220 178V181H219V179H218V177L217 176H215V174ZM240 173V174H239ZM241 173L243 174V175H241ZM3 174H4V176H3ZM45 174H46V178H44L45 177ZM59 174V175H58ZM62 176H61V175ZM83 176H82V175ZM85 174H86V176L87 175H89V174H91V175H89V177H92V178H94V179H92V178H89L88 176L87 177H85ZM99 174V175H98ZM108 174V175H107ZM113 174V175H112ZM115 174V175H114ZM121 174V175H120ZM127 174L128 175H130V176H127ZM134 174H139V175H137V176H139V178H140V180H139V178L135 175V177H134V179L133 180H136L137 178H138V182L142 185V183H144L141 187H140V185H139V183H137V181H134L133 182V180L131 179V178H133V176H134ZM143 174V175H142ZM147 174V175H146ZM151 174V175H150ZM154 174H157V175H154ZM168 174H170V176L171 177H166ZM182 174V175H181ZM213 174V175H212ZM231 175V176H229V175ZM10 175V176H9ZM39 177H38V176ZM44 175V176H43ZM51 175V176H50ZM58 175V177H56ZM65 176V178H64V176ZM80 175H81V177H80ZM98 177H97V176ZM101 175H103V176H101ZM107 175V176H106ZM111 177H110V176ZM116 175H118V176H116ZM166 175V176H165ZM181 175V176H180ZM191 175H192V177H191ZM207 175V176H206ZM6 176V177H5ZM8 176V177H7ZM41 176V177H40ZM51 177V178H53V177H55V178H58L59 180V182L56 180V181H54L53 179H55V178H53L52 179V182L54 183V186L55 187H53V183H50L51 182V178L49 179L48 177ZM60 176V177H59ZM109 176V178H106V177H108ZM150 176H154V177H152V178H149ZM160 176H161V178H160ZM162 176H163V178L165 177V178H167L168 180H166L165 178L163 179L162 178ZM169 176V175H168ZM201 176H202V178H201ZM210 177V178H207V177ZM216 178H215V177ZM223 178H222V177ZM226 178H225V177ZM233 176H235L234 178H233ZM38 177V178H37ZM79 178V180H80V182L78 181V178ZM127 177H131V178H127ZM179 177H181V179L182 180H178V178ZM230 177V178H229ZM236 177H238V179L236 178ZM249 177L251 178V180L250 181H248V179H249ZM41 178V180H39ZM61 178H63V179H61ZM83 178V179H82ZM98 178H100V179H98ZM122 178V179H121ZM170 178H172V179H170ZM198 178L200 179V180H198ZM204 178V179H203ZM213 178H215V179H213ZM225 178V179H224ZM248 178V179H247ZM256 178V179H255ZM36 181H35V180ZM70 179V180H69ZM81 179L82 180H84V181H81ZM85 179H88V181L90 180V181H93V182H88V181H86ZM115 181H114V180ZM142 179V180H141ZM152 181H151V180ZM227 182H225L224 180ZM230 181H229V180ZM242 179H244L245 180V182H244V180H242ZM45 180V181H44ZM47 180V181H46ZM61 180V181H60ZM66 180H68V181H66ZM94 180H97V182H95ZM104 180V181H103ZM109 180V181H108ZM132 180V181H131ZM154 180H157V182H155ZM163 180V181H162ZM184 180V181H183ZM203 182H202V181ZM206 180V181H205ZM233 180V181H232ZM253 180V181H252ZM31 181H33L32 182V184H31ZM43 181V183H41V182ZM50 181V182H49ZM63 181L64 182H68V183H70L69 184V187H67L68 186V183H63ZM71 181V182H70ZM105 181H107V182H105ZM121 181H123V182H121ZM143 181V182H142ZM160 181V182H159ZM179 183H178V182ZM182 181V182H181ZM212 181V182H211ZM218 181V182H217ZM224 181V182H223ZM38 182H40V183H38ZM57 182V183H56ZM60 182H62V184L60 183ZM110 182H112V185L111 184H108V183H110ZM129 182H131V183H129ZM145 182H147V184L145 183ZM153 182V183H152ZM173 182V183H172ZM201 182H202V184H201ZM205 182H206V185L204 186L203 184H205ZM221 182H223V184L221 185ZM241 182V183H240ZM250 182H252L251 184H248V183H250ZM47 183H49V184H52V185H48ZM85 183H88V185L86 186V185H83V184H85ZM101 183H103L102 185H104V186H102L101 185ZM128 183V184H127ZM152 183V184H151ZM184 183V184H183ZM193 183V184H192ZM210 183H212V184H210ZM218 183V184H217ZM237 184V185H234V184ZM242 185L243 184V188H242V186H240V184ZM253 183H255V184H253ZM35 184V185H34ZM45 185V184H47L48 185V187L50 188H46V186H43V185ZM64 184V185H63ZM67 184V185H66ZM93 184V185H92ZM121 184V186L119 187V185ZM132 186H131V185ZM135 184H136V187H134L135 186ZM146 184V185H145ZM188 184H190L191 186L190 187H188L189 185ZM208 184V185H207ZM220 184V185H219ZM228 184V185H227ZM234 186H233V185ZM246 184H248V185H251L252 187H250V186H247V187H250V189L251 190H249V188L247 189L246 188V186H244V185H246ZM41 185V186H40ZM57 185V186H56ZM59 185V186H58ZM70 185H72L71 187H70ZM74 185V186H73ZM80 185H82V186H84L83 188L82 187H80ZM97 185V186H96ZM101 185V186H100ZM108 185H110V187H108L107 188V186ZM127 185H129L128 187H125V186ZM134 185V186H133ZM169 185H170V187H169ZM195 185V186H194ZM200 187V185H201V188H203L202 190L204 191V193H205V195H208L207 197L205 196V197H203V195H202V191H201V188H200V190H199V188L197 187ZM211 186L212 187V190H211V187H208V186ZM239 185V186H238ZM258 185V186H257ZM34 188H33V187ZM36 186H37V188H36ZM106 186V187H105ZM124 186V187H123ZM139 186V187H138ZM176 186V187H175ZM220 186V187H219ZM222 186H223V189H222ZM228 186V187H227ZM232 186V187H231ZM44 187V188H43ZM53 187V188H52ZM67 187V188H66ZM99 187H101V188H99ZM103 187V188H102ZM174 187V188H173ZM197 187V188H196ZM215 187H217L216 188V190L215 191H217V193H219V194H221L220 196H223V197H219L218 195L219 194H217V193H215L213 190H214V188ZM238 187H240L239 189H243V192L245 193H242V190H240L239 191V189H238ZM254 187H256V188H254ZM257 187H259V188H257ZM82 188V189H81ZM124 188V189H123ZM137 188V189H136ZM163 188V189H162ZM178 188H179V190H178ZM183 188V189H182ZM187 188V189H186ZM191 188V190L189 191L188 189H190ZM234 188V189H233ZM245 188V189H244ZM92 189V190H91ZM124 191H123V190ZM175 189V190H174ZM208 189L209 190H211V191H208ZM219 189V190H218ZM238 189V190H237ZM254 189V190H253ZM77 190V191H76ZM84 190H85V192H84ZM88 190V191H87ZM89 190H90V192H89ZM119 190L121 191V193L119 192ZM126 190V191H125ZM132 190V191H131ZM152 192H151V191ZM170 190L172 191V193H173V195H172V193H170ZM183 190V191H182ZM205 190H206V192H205ZM221 190H222V192H221ZM78 191H80V192H78ZM108 191H111V192H108ZM113 191V192H112ZM148 191V192H147ZM186 191H188V192H186ZM200 192V193H197V195H195L196 193L195 192ZM212 191H213V194H212ZM227 191V192H226ZM236 191V192H235ZM239 193H238V192ZM253 191V192H252ZM73 192L75 193V194H73ZM138 192V193H137ZM150 192V193H149ZM183 192V193H182ZM184 192H186V193H184ZM231 192H232V194H231ZM234 192H235V194L237 195H234ZM240 192H241V194H244V195H241L240 194ZM259 192V193H258ZM72 193V194H71ZM86 193H87V195H86ZM126 193V194H125ZM137 193V194H136ZM147 193H148V195H147ZM162 193V194H161ZM175 193H178L179 195H181V196H179L178 194H177V196H175ZM203 193V194H204ZM71 194V195H70ZM130 194V195H129ZM154 194V195H153ZM168 194V196L170 197V199H169V197L168 196H165V195H167ZM189 194V195H188ZM222 194H224V195H222ZM226 194H228V195H226ZM239 194H240V196H239ZM247 194V195H246ZM252 194V196H253V194L255 195V196H253V198L251 199V198H248L249 197V195H251ZM66 195H69V196H71V197H69V198H65L66 197ZM78 195H80L79 197H78ZM99 195V196H98ZM106 195H107V198H106ZM111 195H112V197H111ZM129 195V196H128ZM135 195V196H134ZM139 195V196H138ZM141 195V196H140ZM144 195V196H143ZM187 195V196H186ZM194 195V196H193ZM61 196H65L64 198L65 199H63V197H61ZM94 196H96V197H94ZM102 196H103V198H105L104 200H102ZM124 196V197H123ZM132 196H134L133 197V199H132ZM173 196V197H172ZM218 196V197H217ZM228 196H229V198H228ZM242 196H244V200H243V197ZM246 196V197H245ZM251 196V197H252ZM73 197V198H72ZM78 197V198H77ZM128 197V198H127ZM131 197V198H130ZM139 199H138V198ZM154 197V198H153ZM162 197H163V199H162ZM179 197V198H178ZM181 197V198H180ZM190 197V198H189ZM209 197H210V199H209ZM220 198V199H216V198ZM235 197V199H232V198H234ZM71 198V201L69 200ZM100 198V199H99ZM126 199V202L124 201V199ZM135 198V199H134ZM173 198V199H172ZM191 198H193V200L191 199ZM195 198V199H194ZM222 198H224V200L222 199ZM240 198L242 199V200H240ZM115 199V200H114ZM137 199V200H136ZM142 199V200H141ZM154 199V200H153ZM192 201H190V200ZM252 200L251 201V203L249 202V200ZM66 200V201H65ZM74 200V201H73ZM90 200H92V201H94L95 203H98V204H94V202H92V201H90ZM133 200L135 201V202H133ZM141 200V201H140ZM151 200H153V201H151ZM178 200V201H177ZM185 200V201H184ZM197 202H196V201ZM216 200V201H215ZM113 201V202H112ZM127 201H128V203H127ZM161 201V202H160ZM167 201V202H166ZM169 201V202H168ZM175 201V202H174ZM187 201H189V202H187ZM201 201V202H200ZM206 201H207V203H206ZM228 202L227 204H226V202H225V204L224 203H222V202ZM242 201H244V203L246 202L248 205H246V203L244 204ZM67 202V203H66ZM113 203V205L114 206H112V203ZM114 202H115V204H114ZM148 202H150V204L148 203ZM154 204V205H152V203ZM155 202V203H154ZM158 202V203H157ZM203 202H205V203H203ZM219 204H218V203ZM235 202V203H234ZM258 202V203H257ZM68 203H70V204H68ZM77 203H78V205H77ZM105 203V204H104ZM110 203H111V205H110ZM118 203V204H117ZM120 203V204H119ZM180 203V204H179ZM186 203L188 204V203H190V204H188V206L186 205ZM202 203V204H201ZM239 203L240 204H242V205H239ZM257 203V204H256ZM75 204V205H74ZM88 204V205H87ZM103 205V207H102V205ZM124 204H126V205H124ZM131 204V205H130ZM139 204V205H138ZM149 204V205H148ZM160 204V205H159ZM192 204V206H190ZM198 204V205H197ZM231 204V205H230ZM232 204H234V206L232 205ZM244 204V205H243ZM99 205V206H98ZM110 205V206H109ZM121 205H123V206H125V208L124 209H126L127 208V211L129 210V214L128 215H131L132 216V218L130 219V221L132 222V220L135 218L137 221H135V219H134V221L135 222H137L136 224H134L135 222L133 221L132 223L131 222H129V216L128 215H126V212L127 211H120L119 212V207L121 206ZM151 205V207H149ZM179 205H181V206H179ZM226 205V206H225ZM227 205H228V207H227ZM111 206H112V208H111ZM127 206V207H126ZM132 208H130V207ZM133 206H134V209H133ZM155 206V207H154ZM164 206H166V208L164 207ZM168 206H170L171 208H173V209H171L170 207H168ZM240 206H242V207H240ZM100 207H102V208H100ZM110 207V208H109ZM117 207V208H116ZM128 207H129V209H128ZM162 207V208H161ZM164 207V208H163ZM183 207V208H182ZM184 207H185V209H184ZM233 207V208H232ZM240 209H239V208ZM251 207V208H250ZM105 208V209H104ZM107 208H109L108 210H107ZM115 208V209H114ZM140 208V209H139ZM150 210H149V209ZM154 208V209H153ZM159 208V209H158ZM181 208V209H180ZM188 208H189V211H188ZM223 208V209H222ZM249 208V209H248ZM100 209H102V210H100ZM194 209V210H193ZM225 209V210H224ZM229 209H232V211L230 212V210ZM233 209H235V210H233ZM107 210V211H106ZM111 210V211H110ZM116 210H118V214H117V212H115ZM120 210H122V206H121V209ZM132 210H136V211H133V212H135V214L137 215V216H142L143 217V215H145L144 217H145V219H143L142 217V219L141 218H139V217H135V214L134 213H132V212H130V211H132ZM142 211V212H140V211ZM152 210V211H151ZM156 210V211H155ZM161 210V211H160ZM167 210V211H166ZM199 210V211H198ZM238 210V211H237ZM149 211H151V212H149ZM193 212V214L192 213H187V212ZM216 211V212H215ZM234 211V212H233ZM104 212H106V213H104ZM111 212V213H110ZM159 212H161V216H160V214H159ZM164 212L166 213H170V214H168V216H167V214H164ZM233 212V213H232ZM241 212H244V213H241ZM250 212V213H249ZM113 213V214H112ZM115 213V214H114ZM119 213H120V215H119ZM123 213V214H122ZM144 213H146V214H144ZM148 213V214H147ZM153 215H152V214ZM175 213V214H174ZM188 215H187V214ZM111 214L112 215H114V216H111ZM123 216H122V215ZM133 214H134V216H133ZM138 214H142V215H138ZM151 214V215H150ZM155 214V215H154ZM172 214H174V215H177V216H175V217H171L172 216ZM179 214V215H178ZM186 214V215H185ZM242 214V215H241ZM148 215H149V217L150 218H148ZM164 215V216H163ZM173 215V216H174ZM184 215V216H183ZM198 215V216H197ZM119 216H120V220L121 221H124L125 223H130V225H133V226H135V227H131L129 224H127V227H123V226H125L126 224L123 222H121L120 220H118L119 219ZM125 216H127V217H125ZM130 216V217H131ZM161 217V219L159 218V217ZM187 216L188 217H190V219L192 218L193 219V221L191 222L190 221V219H187ZM204 218H203V217ZM216 216V217H215ZM228 216V217H227ZM104 217V219H102ZM111 219H110V218ZM116 217H118V219L116 218ZM124 219H123V218ZM134 217V218H133ZM151 217H153L152 219H154L153 221H149V220H152L151 219ZM168 217V218H167ZM182 217H183V219H182ZM219 217H220V220L221 221H219L218 219H219ZM92 218V219H91ZM109 218V219H108ZM113 218H114V220H115V218H116V220L117 221H119V222H115L114 220H113ZM127 219V221L128 222H126V219ZM146 218H148V219H146ZM161 220H159V219ZM164 218V219H163ZM177 219V220H180L179 222V224L178 223H176V224H173V221L175 220V219ZM200 218H202V220L200 219ZM229 218H232V219H229ZM95 219V220H94ZM123 219V220H122ZM157 221H156V220ZM166 219H168L167 221L169 222V223H164V221L166 220ZM191 219V220H192ZM109 222V220L112 222V220H113V222H115L116 224L117 223H119L121 226H119L118 227V225L119 224H117V226L115 225V223H113L114 224V226L111 224L110 226L112 227V229H111V227H108V228H106L107 226H109V223H111V222H107V221ZM140 220V221H139ZM159 220V221H158ZM177 220H175L174 222H176ZM97 221H99V223L97 222ZM101 221V222H100ZM102 221H104V222H102ZM143 221H145L146 223H142L141 224V222H143ZM167 221H165V222H167ZM201 221V222H200ZM213 221V222H212ZM105 222L108 224H105ZM147 222H148V225L149 226H147L146 224H147ZM154 222H157V224L156 223H154ZM186 222V223H185ZM216 222V223H215ZM98 223V224H97ZM104 223V224H103ZM122 223V224H121ZM124 224V225H123ZM141 224V225H140ZM143 224L145 225V227H142L143 226ZM162 224V225H161ZM168 224H170V225H168ZM217 224V225H216ZM220 224V225H219ZM222 224V225H221ZM103 225H106L105 227L103 226ZM139 227H138V226ZM153 225V226H152ZM161 227H160V226ZM166 225V226H165ZM175 227H174V226ZM176 225H181L180 227H178V229L177 230H179L180 231V228L183 226H185L184 228H186V230H184V228H181V230H183V231H180V236H179V233H178V231H176V229L175 228H177L176 227ZM149 227V229L147 228V227ZM165 226V229L163 228ZM173 226V227H172ZM102 227H104L103 229H102ZM116 227H118V228H120V230L117 228L116 230L117 231H119V232H117L116 230H114L115 232H113V229H115ZM128 227L129 228H135L134 230L132 229H130V231H129V229H128ZM137 227V228H136ZM150 227L151 228H153V229H150ZM154 227H157V230L154 228ZM168 229H167V228ZM188 227V228H187ZM210 227H213L212 229L210 228ZM99 228H101L100 230L102 231V232H104L105 234H104V237L102 236V238H101V235L103 234L101 231H97V230H99ZM105 228L107 229V230H111L112 232H105V231H107V230H105ZM123 228H126V229H123ZM144 228H147V229H144ZM158 228H160V229H158ZM166 231V232H168V233H170V234H166V232H164V230ZM171 228H173L174 230H171L170 232H169V230L171 229ZM138 229H141L142 231L143 230H148V232H142L141 230H139V232H138ZM207 229V230H206ZM211 229V230H210ZM223 229V230H222ZM246 229V230H245ZM104 230V231H103ZM129 231L128 232V234H127V231ZM150 230V231H149ZM155 232V231H157L158 232V234H155L153 231ZM210 230V231H209ZM213 230V231H212ZM125 232V234H123L124 232ZM132 231V232H131ZM140 231L142 232V233H140ZM160 231H161V234L162 235H159L160 234ZM164 232V234H163V232ZM187 232L186 234L184 233V232ZM237 231V232H236ZM116 232H117V234H116ZM123 234V235H120L121 233ZM133 232H136L135 234H133ZM156 232V233H157ZM174 232V233H173ZM177 232V233H176ZM220 232V233H219ZM109 234V235H107V234ZM120 233V234H119ZM129 233H131V235L129 234ZM145 235H144V234ZM147 233V234H146ZM149 233H150V235H149ZM153 233V234H152ZM189 233V234H188ZM191 233H193V235L191 234ZM196 233V234H195ZM209 233H210V235H209ZM232 233V234H231ZM94 234H96V235H98V237L96 236V235H94ZM99 234H101V235H99ZM119 234V235H118ZM133 234V235H132ZM140 234V237L141 238H139V237H137L138 235ZM142 234L146 237H144L143 236V238H142ZM175 234V235H174ZM184 234V235H183ZM213 236H212V235ZM225 234V235H224ZM231 234V235H230ZM113 235V236H112ZM128 235V236H127ZM147 235V236H146ZM167 235V236H166ZM173 235V236H172ZM186 235V237H184ZM191 235V236H190ZM217 235H220L219 236V238H218V236ZM260 235V236H259ZM100 236V237H99ZM115 236H116V238H115ZM118 236H120V237H118ZM121 236L123 237V236H125V237H123V238H121ZM126 236H127V238H126ZM130 236H132V238L130 237ZM149 236V237H148ZM151 236V237H150ZM156 239L155 240V242H154V239H153V237ZM157 236V237H156ZM170 238H169V237ZM177 236H179V238L177 237ZM231 236V237H230ZM136 237V239H138L137 241H134L133 239ZM173 237V238H172ZM174 237H175V239L176 240H171V239H174ZM208 237H210V238H208ZM225 237V238H224ZM228 237H229V239H228ZM97 238H100V239H98V241H97ZM111 238V239H110ZM113 238V239H112ZM128 238H130V239H132V240H130V239H128ZM148 238H149V240H148ZM150 238H152V239H150ZM166 238V239H165ZM170 240H169V239ZM182 238H184V240L182 239ZM190 238V239H189ZM216 238V239H215ZM226 238H227V240H226ZM108 240L109 241V244L111 243V245H109L108 246V244H106L107 246L106 247H104V243H108L107 241H105V240ZM110 239V240H109ZM142 239V240H141ZM148 241H147V240ZM168 239V240H167ZM179 239V240H178ZM187 241H186V240ZM206 239H208V240H206ZM220 239V240H219ZM262 239V240H261ZM99 240H101L100 241V243H98L99 242ZM118 240V241H117ZM125 240V241H124ZM139 240H140V242L141 243H143V246H142V244L141 243H139ZM151 240V241H150ZM157 240H159L158 242H156ZM162 240H164V242H162ZM181 240V241H180ZM215 240V241H214ZM223 240H225V244H224V241ZM229 240V241H228ZM240 240V241H239ZM123 241V242H122ZM142 241H144V242H142ZM147 241V242H146ZM180 241V242H179ZM201 241H202V244L204 245H200V243H201ZM232 241H233V243H232ZM235 241V242H234ZM115 242H116V244L118 245V247H117V245L115 244ZM119 242V243H118ZM135 242V243H134ZM150 242V243H149ZM151 242H152V244H151ZM154 242V243H153ZM261 242V243H260ZM121 243V244H120ZM139 244V245H136V244ZM157 243V244H156ZM160 243H162V244H160ZM197 245H195V244ZM239 243V244H238ZM101 246V248H100V246ZM149 244H151V245H149ZM165 244V245H164ZM173 244V245H172ZM182 244V245H181ZM224 244V245H223ZM259 244V245H258ZM264 244V243H263ZM103 245V246H102ZM116 245V246H115ZM121 245V246H120ZM146 247H145V246ZM148 245V246H147ZM161 245V246H160ZM178 245L179 246H184V251L186 250V253H185V255L183 254V252L181 253L180 251H183V250H181L180 249V247H178ZM195 245V246H194ZM206 245L207 246H209V247H211L210 249L208 248L207 249V247H206ZM213 245H215V246H213ZM151 246V247H150ZM153 246V247H152ZM162 246H165V247H169L168 249H166L165 247H163V248H165L166 250H163V248H162ZM178 248H177V247ZM193 246V247H192ZM224 246H225V248H224ZM235 248H234V247ZM260 249H257V247ZM260 246V247H259ZM117 247L118 249H115V248ZM120 247H122V248H120ZM143 247V248H142ZM145 247V248H144ZM148 247V248H147ZM170 247H171V249H170ZM193 249H195V251L193 252V250H191V248ZM197 247H202V248H197ZM221 247V248H220ZM113 248H114V250H113ZM162 248V249H161ZM182 248V247H181ZM186 248V249H185ZM256 248V250H254ZM122 249V250H121ZM173 249V250H172ZM187 249H189L188 251H187ZM204 249L206 250H210V252L209 251H207V252H204ZM218 249V250H217ZM107 250V251H106ZM190 250H191V252H190ZM200 251V253H201V251H202V253L203 254H201L200 255V253H199V251ZM212 250H214L213 252H212ZM233 252H232V251ZM261 250H263V252L261 251ZM104 251V252H103ZM168 251V252H167ZM197 251V252H196ZM217 251V252H216ZM220 253H219V252ZM227 251V252H226ZM253 251H255V252H253ZM122 252H123V254L124 255H127V256H124L123 254H122ZM165 252V253H164ZM209 252V253H208ZM242 252V253H241ZM105 253H107L106 255H104ZM112 253V254H111ZM208 253V254H207ZM213 253H214V255H213ZM254 253V254H253ZM108 254H109V256H108ZM122 254V255H121ZM139 254H141L140 256H139ZM182 254V255H181ZM204 254H205V257H204ZM209 255V258H208V256L207 255ZM212 254V255H211ZM225 254V255H224ZM232 254H234V255H232ZM251 254H252V257H251ZM111 255V256H110ZM113 255H116V257L115 256H113ZM129 255V256H128ZM133 255H136V257H134ZM180 255V256H179ZM184 255V256H183ZM197 255V256H196ZM200 257H199V256ZM222 255H224L223 256V258L221 257ZM260 256V257H258V256ZM263 255V256H262ZM126 257V258H124V259H122V258H120V257ZM133 257V260H135V261H133L132 260V257ZM139 256V257H138ZM178 256V257H177ZM183 256V257H182ZM195 256V257H194ZM201 256L203 257V258H201ZM206 256H207V258H206ZM107 257V258H106ZM114 257V258H113ZM131 257V258H130ZM137 257L138 258H140L139 260H137ZM159 257V258H158ZM162 257V258H161ZM180 257V258H179ZM189 257H191V258H189ZM197 257H199V259L197 258ZM228 257V258H227ZM245 257V258H244ZM112 258V259H111ZM119 258V259H118ZM129 258V259H128ZM135 258V259H134ZM155 258V259H154ZM157 258L158 259H160V261L159 260H157ZM177 258V259H176ZM185 258V259H184ZM195 258V259H194ZM205 258V259H204ZM215 258V259H214ZM221 259V261H219L220 259ZM246 258L248 259L247 261H246ZM251 258V259H250ZM253 258V259H252ZM255 258V259H254ZM114 259V260H113ZM118 259V260H117ZM121 259V260H120ZM126 259H128V260H126ZM131 259V260H130ZM142 259H144L145 260V262H144V260H142ZM154 259V260H153ZM179 259V260H178ZM201 259H203L202 261H201ZM212 259H214V261H212ZM117 260V261H116ZM137 260V261H136ZM142 260V261H141ZM155 260H157V261H155ZM187 260V261H186ZM208 260V261H207ZM107 261V262H106ZM217 261H219V262H217ZM138 262V263H137ZM144 262V263H143ZM177 262H179V263H177ZM190 262V263H189ZM203 262H205V263H203ZM257 262V263H256ZM115 264V263H114Z\"/></svg>","mask_w":264,"mask_h":264},{"label":"bare ground","instance_id":"2","mask_svg":"<svg viewBox=\"0 0 264 264\" xmlns=\"http://www.w3.org/2000/svg\"><path fill=\"white\" fill-rule=\"evenodd\" d=\"M93 1L94 0H2V1H0V7H1V9H0V32L1 33H3V32H6L5 33V35L7 34V33H11L12 35H15V36H17V37H19L21 40H22V42H23V44L25 45V48L27 49V51L30 53V48H31V51H33V53L34 52H38L39 51V54H40V52H42V56H44V57H42V65L44 66V68H45V71L47 70V69H49L50 68V66H52L53 68H54V66H53V60L52 59H54V58H50L49 57V55H48V52H50L49 50H51V44L53 43V40L55 39V41H57L56 40V35H62L63 33L64 34H66V32H68V34H66L67 36H64L63 38H64V40L65 39H67V40H70V41H68V45H67V47H69L70 45V50H71V54H74V55H72L71 56V54L69 55L70 57V61L68 62V63H66V72H63V71H61V72H59V73H57V75H56V77H55V85H56V88H55V90H53L54 91V94H56V95H58V97H59V95H61V94H67L68 96L69 95H72L71 97H73V95H75V94H78V93H82V92H84L85 91V86H86V83H88V82H86L85 83V81L88 79V75H89V69L88 68H90L91 66L92 67H94V66H96V68L99 70V71H101V73H103V75L105 74V76H108L109 74H108V71H111V70H113V73H118L119 75L121 74V75H123V74H125V69H126V66H131V65H133L134 63H136V60H135V58L137 57V55L139 54L140 55V53L142 52L141 50H144V48H143V45H144V43H147L146 41H149V38H150V32H154L153 34H155L154 36H156L157 34H158V37H159V39L158 40H156L155 39V41H154V43H156L157 42V44H159V43H161V45H162V41H164L163 40V38H162V41H161V35L159 36V34H160V32L162 31L161 30V27L163 28H168L169 29V27L171 26L170 25V23H168L169 25H167V26H169V27H167V26H162L161 25V27L158 29H156L155 30V27H154V25L156 24L155 23V21H154V19H158V17L157 18H155L154 17V19H153V14L152 13H154L155 11L154 10H151V8L153 7V6H151V7H149L148 5H151V4H153V3H151L152 2V0H148V2L149 3H151V4H143L144 6L145 5H147L148 7H142V11L140 10L141 8H139L140 6H142V3H143V1L144 0H142V3H141V5L139 4V7H137L140 11H137V8H136V10H130V8H128V10H126V11H121V12H119V13H116V14H114L112 17H111V19H110V21H109V23H107V24H99L98 22V14H97V12H98V10H97V12H92V10H93V7H92V4H93ZM97 1V0H96ZM95 1V2H96ZM124 1H126V0H124ZM147 1V0H146ZM151 1V2H150ZM155 1V0H154ZM159 1V0H158ZM165 1V0H164ZM104 2H105V0H104ZM114 2V1H113ZM123 2V1H122ZM228 2H229V5L228 6H225V7H222V6H219V2H218V0H217V2L216 1H213V4L214 3H217L218 4V6H214V7H211V9H210V11H208V10H204L203 12H199V11H195V10H198V9H195V10H187V11H185V12H181V9L179 8V10L180 11H178V12H180V13H178V15H180V22H177V24H176V22L174 23V22H171V24L172 23H174L173 25H177V26H180V29H182L184 32H183V35H180V36H175L176 38H178V45H179V49L180 50H174L173 49V51H174V54H175V58H176V60H177V62H178V65H179V63L180 64H182V65H184V67L186 68V67H188L189 68V70H190V76L188 77V78H186V74L184 75V74H182V75H184V78H186V79H183V81H182V86H183V84L184 85H186V89L185 88H183V89H185V90H182L181 89V87H180V85H179V87H180V89H177V88H174V90L175 89H177V90H181V91H178V93H177V95H178V97L180 96L179 95V93H181V95L183 94V96H187L188 97V95H189V97H188V99H186V100H189L191 103H188V101H186V103L185 102H183L182 104H178L177 105V107L178 108H176V109H178V111H192L191 113H190V115L192 114V113H195V111H201V113L204 111V112H206V114H207V112L208 113H210L209 111H208V108L205 110L204 109V107L203 108H200V106H199V108L201 109H199V108H197L196 106H198L199 105V101H200V99H198V98H196L198 95L200 96H202L203 97V94H206L207 93V87H211V88H213V89H215L216 90V92L215 91H213V89H210V91H213V92H215V93H217V95H215L216 97L215 98H212L211 100H213V104H214V107H213V112L215 111H243V115H244V112H247V111H249L248 112V114L246 115V116H241V117H243L242 119H240L239 121H237V122H234L233 124H229L230 122H227V123H219V122H221V121H223L225 118H223L222 116H221V121H220V119H219V122H217V123H219L218 124V126L216 125V126H214L215 128H213V126H212V130H211V127L209 128V130L206 132V134H208V132L210 131H212L213 133H211V134H208V135H214L213 137H211V138H209V139H206L203 143H202V153L204 154V153H206L204 156H206V158L208 157V155L209 154H211L212 152H215V151H217V150H219L220 148H221V150H222V147H224V146H227V145H229V147L230 146H233L234 147V145L236 144V142H238V145H240V146H243V142H245V145H247L246 143H250L251 142V139L248 141V142H246V141H244V139L246 138V135H250V137L252 138V137H255L256 139L254 140L255 142H256V150H257V153H258V156L257 155H252V154H254V153H251V156L253 157L252 158V160H250V162L253 164L254 163V161H256V160H254V159H256L257 157H261V164H262V166H263V168L262 169H260L261 168V165H260V171H262V170H264V85H263V88L259 91V92H257L256 90V93H258V95H256V96H254L253 94H251L252 92V88L255 86V84H256V82H259V81H261L262 80V78L264 77V0H228ZM97 3V2H96ZM96 3H94V4H96ZM120 3H121V1H120ZM136 3V2H135ZM156 4H157V1L155 2ZM191 3V2H190ZM212 3V2H211ZM129 4V3H128ZM137 4H138V2H137ZM113 6H115L114 4H112ZM112 5H110V1L109 0H106V3H104V8H102V10L104 11V10H106V11H108L109 9H110V6H112ZM125 5H127V3L125 4ZM124 5V6H125ZM207 5V4H206ZM96 6V5H95ZM95 6H94V8H95ZM113 6H112V9H113ZM131 6V5H130ZM135 6V5H134ZM133 6V7H134ZM160 7H161V5H159ZM163 6H164V3H163ZM155 7V6H154ZM160 7H158V8H160ZM206 7V6H205ZM100 8H101V6H100ZM121 8V7H120ZM123 8V7H122ZM96 9V8H95ZM119 9V8H118ZM127 9V8H126ZM134 9H135V7H134ZM153 9V8H152ZM155 9H157V8H155ZM101 10V9H100ZM102 10L101 11H99V14H100V12H102ZM159 10H161V12L160 13H163V15L164 14H166V13H164L163 11H162V7H161V9H159ZM158 10V11H159ZM171 9H169V12H171L172 10H173V8H172V10L170 11ZM177 10V9H176ZM94 11V10H93ZM113 11V10H112ZM157 11V10H156ZM182 11H183V9H182ZM206 11H208V12H206ZM109 12V11H108ZM107 13V12H106ZM105 13V11H104V16H103V18L105 17V16H107V15H105L106 14ZM156 13L157 12H155V15H156ZM168 13V12H167ZM173 13L175 14L176 12H174V10H173ZM107 14H109V13H107ZM157 14H159V13H157ZM101 15H102V13H101ZM176 15V14H175ZM174 15V16H175ZM159 16V15H158ZM160 17V16H159ZM102 18V17H101ZM102 18V19H103ZM166 18V16L164 17V19ZM174 19L175 17H171V19ZM124 19H126V22H137L139 25H137V27H136V30L138 29L139 30V32L141 33L140 35H141V38L140 39H134V41H132V43L128 46V48H126V49H121L120 50V52L118 53V54H114V55H111V53L109 52V55H107L106 54V44H105V41L106 40H108V41H110L111 40V36H110V30H109V28H108V26H110V23H112L113 24V27H111L110 29H113L115 26V28H116V31H117V29H118V27H117V25H119L120 23H121V21L122 20H124ZM172 19V20H173ZM71 20H75V21H80V25L78 26V28L77 29H75L74 28V30H68V31H66V30H64L63 29V26L64 25H66L67 26V23L68 22H64V21H70L71 22ZM106 20V19H105ZM168 18H167V20H164V21H167L168 22ZM172 20H169V22L170 21H172ZM64 22V23H66V24H63V26H62V29L61 28H58V24L57 23H60V22ZM74 21V22H75ZM157 21H159V20H157ZM174 21V20H173ZM243 21H246V23H245V26L243 25ZM126 22H122V24H125ZM163 23V22H162ZM162 23H160V24H162ZM166 22H164V24H165ZM72 24H73V22H72ZM76 25V24H75ZM115 25V26H114ZM121 25V24H120ZM130 25V24H129ZM128 25V26H129ZM175 25V26H176ZM61 26V25H60ZM59 26V27H60ZM74 26V25H73ZM72 26V27H73ZM132 26H133V24H132ZM174 26V27H175ZM67 27H69V26H67ZM130 28H132L131 26H129ZM65 28V27H64ZM164 28H163V30H164ZM173 27L171 26L170 27V30L172 29ZM58 29H59V31L60 32H58ZM61 29V30H60ZM66 29V28H65ZM174 29V28H173ZM62 30H64L63 31V33L62 34H59V33H61L62 32ZM126 30V29H125ZM135 30V29H134ZM69 31H71V35H69ZM166 31H168V30H166ZM72 32H73V34H72ZM112 32H114V29L112 30ZM119 32V31H118ZM118 32L116 33V32H114V33H112L111 35H116V34H118ZM120 32H122L121 30H120ZM132 32H134V31H132ZM137 32V31H136ZM162 33V32H161ZM167 33V32H166ZM173 33V32H172ZM175 34H177V32L175 33ZM31 35H35L33 38H30V36ZM132 36L134 35L133 33L131 34ZM139 35V34H138ZM137 35V36H138ZM71 36V37H70ZM122 34H121V38H122ZM170 36V35H169ZM67 37H69V39L67 38ZM157 37V38H158ZM59 38H61V37H59ZM115 38H117V37H115ZM114 38V39H115ZM121 38H120V40H121ZM175 38V39H176ZM0 39H1V37H0ZM114 39H112L113 41H114ZM153 39V38H152ZM174 39V40H175ZM60 40V39H59ZM116 40V39H115ZM123 40V39H122ZM126 40H128V39H126ZM130 40H131V38H130ZM167 40H169V39H167ZM177 40V39H176ZM108 41H106V43H108ZM119 41V40H118ZM129 41V40H128ZM128 41H126V42H124V40L122 41L123 43H125V45H126V43L128 42ZM52 42V43H51ZM57 42H59V41H57ZM122 42H120L119 41V47H124V44L122 43ZM151 42H153V40L151 41ZM165 43H166V39H165V41H164ZM168 42L170 43L169 45L170 46H172L171 45V42H170V40L169 41H167V44H168ZM54 43H56V42H54ZM115 43V42H114ZM123 44V45H121L120 46V44ZM130 43V42H129ZM128 43V44H129ZM164 43V44H165ZM60 44V43H59ZM117 44H116V46H117ZM127 44V45H128ZM148 44H151V43H148ZM163 44V46H165ZM53 45V44H52ZM151 45H153V44H151ZM160 45V44H159ZM174 46V45H173ZM57 47V46H56ZM115 46L113 45V48H114ZM143 49H142V48ZM148 47V46H147ZM160 47V49H161V46H159ZM166 47V46H165ZM61 48V47H60ZM152 48V47H151ZM167 48H169V49H167L166 51V53H168V54H170L171 53V49L173 48V47H167ZM115 49V48H114ZM118 48H116V50H117ZM145 49H146V46H145ZM58 50V49H57ZM108 50V49H107ZM116 50H114V51H116ZM149 50H150V48H149ZM154 50V49H153ZM159 50V49H158ZM53 51H55V50H53ZM53 51H52V53L51 54H53ZM61 51V50H60ZM109 51H110V47H109ZM111 51H113V50H111ZM118 51V50H117ZM58 52V51H57ZM63 52V51H62ZM145 52V51H144ZM3 53V52H2ZM55 53V52H54ZM108 53V52H107ZM113 53V52H112ZM143 53V52H142ZM146 53V52H145ZM149 53V51L147 52V54ZM166 53H163V54H165L166 56H169V55H167ZM38 54V55H39ZM162 54V55H163ZM30 55H32L31 53H30ZM36 55V54H35ZM155 54H153V56H154ZM60 56V55H59ZM58 56V57H59ZM63 56V55H62ZM146 56V55H145ZM158 56V55H157ZM165 56V57H166ZM171 56V55H170ZM41 57V56H40ZM39 57V58H40ZM53 57V56H52ZM55 57V56H54ZM155 57V56H154ZM26 58V57H25ZM24 58V59H25ZM60 58H61V56H60ZM60 58H58L59 60H61L62 61V59H60ZM65 58V57H64ZM69 58H67V59H69ZM141 58H142V56H141ZM174 58V59H175ZM28 59V58H27ZM155 59H157L156 57H155ZM163 59V56H162V58H160V60H162ZM166 59V58H165ZM165 59H163V60H165ZM171 59V58H170ZM55 60V59H54ZM57 60V59H56ZM139 60H141V59H139ZM138 59H137V61H139ZM171 60H173V59H171ZM170 60V61H171ZM39 61V60H38ZM144 61V60H143ZM148 61V58L146 59V61H144V62H147ZM152 61V60H151ZM156 61H158V60H156ZM156 61H153V63L155 62V63H157ZM31 62V61H30ZM54 62H56V61H54ZM140 62H142V61H140ZM144 62H142L141 64L143 65V63ZM162 62V61H161ZM177 62H175V64L177 63ZM18 63H19V61H18ZM57 63V62H56ZM64 63V64H65ZM139 62H137L135 65H137ZM168 63H169V60H168ZM32 64H34V63H32ZM63 64V65H64ZM141 64L139 63L138 65H140V69L141 70H143L144 68H141V67H144V65L143 66H141ZM150 64V63H149ZM148 64V65H149ZM166 64V63H165ZM31 65V64H30ZM60 65V64H59ZM94 65V66H93ZM135 65H133L130 69H126L128 72H129V74H131V72L130 71H132V68L135 66ZM137 65V66H138ZM161 65V63L160 64H156V66L157 67H159V66ZM169 65V64H168ZM167 65V66H168ZM173 66L172 68H176V67H180V66ZM56 66V65H55ZM151 66V65H150ZM152 66H153V64H152ZM162 66V65H161ZM160 66V67H161ZM35 67V66H34ZM56 67H58V65L56 66ZM64 67V66H63ZM149 66H147V68H148ZM154 67V66H153ZM153 67H151L152 69H153ZM159 67V68H160ZM183 66L182 67H180L181 68V70H182V68H184ZM59 68V67H58ZM109 68V69H108ZM128 68V67H127ZM135 68V67H134ZM150 68V67H149ZM150 68V69H151ZM156 68V67H155ZM159 68H157V69H159ZM162 68V67H161ZM160 68V69H161ZM185 68L182 70V71H186L185 70ZM56 69V68H55ZM91 69V68H90ZM140 69H137V70H139L140 71ZM51 69H49V70H47V72L48 71H50ZM136 71V69H133V71ZM169 70H172L171 68L169 69ZM178 69H176V71H177ZM181 70H178V71H180L181 72ZM189 70L187 71V72H189ZM40 71V70H39ZM44 71V72H45ZM98 71V73H100ZM126 71V74L128 73ZM139 71H137L136 72V74L137 73H139ZM145 71V70H144ZM144 71H141L143 74H144ZM153 71V70H152ZM156 71V70H155ZM163 71V70H162ZM161 71V72H162ZM36 72H37V70H36ZM46 72V73H47ZM51 72V71H50ZM52 72H54V71H52ZM96 72H97V70H96ZM141 72H140V74H141ZM146 72V71H145ZM154 72V71H153ZM187 72H185V73H187ZM16 73V72H15ZM147 73V72H146ZM163 73V72H162ZM172 73H173V71H172ZM17 74V73H16ZM151 74H152V72H151ZM158 75H160V77H161V74H159V73H157ZM174 74V73H173ZM100 75V74H99ZM102 75V74H101ZM100 75V76H101ZM117 75V74H116ZM133 76L135 75V72L132 74ZM132 75H131V77H132ZM139 75V74H138ZM145 75V74H144ZM154 75H155V73H154ZM166 75V74H165ZM178 75V74H177ZM177 75H175V77L177 76ZM30 76H32V75H30ZM38 76V75H37ZM42 76V75H41ZM125 76V75H124ZM129 76V75H128ZM125 77V79L127 78V80L129 81V77ZM146 76V75H145ZM173 76V75H172ZM26 77V76H25ZM33 77V76H32ZM44 77V76H43ZM90 77V76H89ZM138 77V76H137ZM154 77V76H153ZM159 77V78H160ZM166 77V76H165ZM170 77V76H169ZM183 77V76H182ZM35 78H37V77H35ZM92 78V77H91ZM103 78H106V77H102V79ZM163 79L162 80H164V77H162ZM177 78V77H176ZM175 78V79H176ZM34 79V78H33ZM168 80V78H165V80ZM170 79H173V77H170L169 78V80ZM32 80V79H31ZM36 80V79H35ZM39 80V79H38ZM42 80V79H41ZM93 80V79H92ZM98 80H99V78H98ZM122 80V79H121ZM146 80L148 81V79H147V77H146ZM153 80H157L156 78L155 79H153ZM161 80V78H160V81H162ZM168 80V81H169ZM176 80H178V79H176ZM22 81V80H21ZM37 81V80H36ZM40 81V80H39ZM96 82H97V80H95ZM116 81V80H115ZM126 81V80H125ZM134 81V80H133ZM174 81V80H173ZM5 82V81H4ZM101 82V81H100ZM122 82V81H121ZM127 82V81H126ZM132 82V81H131ZM137 81H135V83H136ZM153 82V81H152ZM167 82V81H166ZM170 82H172L171 80H170ZM175 82V81H174ZM173 82V83H174ZM184 82V83H183ZM264 82V81H263ZM263 82H261L262 84H264ZM6 83V82H5ZM27 83H29L28 81H27ZM34 83V82H33ZM32 83V84H33ZM36 83V82H35ZM34 83V84H35ZM98 83V82H97ZM116 83V82H115ZM129 83V82H128ZM139 83V82H138ZM169 83V82H168ZM177 83V82H176ZM181 83V82H180ZM4 84V83H3ZM45 84H46V82H45ZM118 84V83H117ZM121 84V83H120ZM132 84V83H131ZM153 84V83H152ZM156 84H157V82H156ZM170 84V83H169ZM40 85V84H39ZM39 85H37V87L39 86ZM42 85H43V83H42ZM50 85H52V84H50ZM97 85V84H96ZM96 85H94L95 87L94 88H96ZM142 85V84H141ZM159 86H158V89L160 88V84H158ZM171 85V84H170ZM174 86H177V85H175V84H173ZM173 85H171L172 87L171 88H173L174 86ZM258 85V84H257ZM35 86V85H34ZM116 86V85H115ZM122 86V85H121ZM136 86V85H135ZM135 86H134V89H135ZM146 86V85H145ZM147 86H148V84H147ZM151 86V85H150ZM154 86H156L157 87V85H154ZM16 87V86H15ZM41 87V86H40ZM40 87H39V89H40ZM109 87V86H108ZM119 87V86H118ZM123 87V86H122ZM142 87H143V85H142ZM161 87H163V86H161ZM259 87V86H258ZM17 89H18V87H16ZM33 89H34V87H32ZM32 88H31V90H32ZM46 88V87H45ZM91 88V87H90ZM120 88V87H119ZM137 88V87H136ZM140 88H141V86H140ZM153 88V86L150 88V90ZM163 88H166V87H163ZM11 89H13V87H11ZM91 89H93V88H91ZM90 89V90H91ZM132 89V88H131ZM131 89L129 90L130 91V94L133 92V91H131ZM142 89V88H141ZM140 89V90H141ZM154 89V88H153ZM152 89V90H153ZM157 91H158V89L157 88H155ZM154 89V90H155ZM229 90V91H227L228 93H227V95H229L230 94V96H227L226 95V91L225 90ZM14 90V89H13ZM13 90H10V91H13ZM18 90H20V88L18 89ZM38 90V89H37ZM94 90H96V89H94ZM114 90V89H113ZM127 90V89H126ZM133 90V89H132ZM143 90V89H142ZM148 90V89H147ZM146 90V91H147ZM151 90V91H152ZM161 90H163L162 88H161ZM164 90H168L167 88L166 89H164ZM35 91V90H34ZM33 91V92H34ZM51 91H52V87H51ZM92 91V90H91ZM91 91H89V93H91ZM111 91V90H110ZM135 91V90H134ZM136 91H137V89H136ZM136 91L135 92H133V93H135L136 94ZM139 91V90H138ZM144 92H145V90H143ZM151 91H149L150 93H151ZM209 91V92H210ZM22 91H20V93H21ZM25 93H26V91H24ZM30 92V91H29ZM36 92V91H35ZM45 92H47V91H45ZM113 92V91H112ZM116 92V91H115ZM119 92V91H118ZM142 92V91H141ZM140 91H139V93H141ZM11 93V92H10ZM17 93H19L18 91H17ZM24 93V94H25ZM37 93H39V92H37ZM43 93V92H42ZM42 93H40V94H42ZM86 93V92H85ZM88 93V94H89ZM146 93V92H145ZM157 93V92H156ZM169 91H166V93H164V97L165 96H168L169 94ZM12 94H14V92L12 93ZM29 94V93H28ZM30 94H31V92H30ZM29 94V95H30ZM44 94H46V93H43V95ZM82 94H84V93H82ZM92 94V93H91ZM103 94V93H102ZM121 94V93H120ZM153 94H155L154 92H153ZM160 94V93H159ZM185 94V95H184ZM14 95H16V93L14 94ZM33 95V94H32ZM47 96L46 97H48V94H46ZM53 95V94H52ZM80 95V94H79ZM86 95V94H85ZM84 95V96H85ZM93 95V94H92ZM118 95H119V93H118ZM132 95V94H131ZM151 96H152V94H150ZM174 95V96H173ZM172 95V97H170V95L167 97L168 99H171V101H175V102H177V100H175V99H177L176 97V95H175V93ZM19 96H20V94H19ZM18 96V97H19ZM23 96V98H24V95H22ZM34 96H36L35 95V93H34ZM38 96V95H37ZM42 96V95H41ZM45 96V95H44ZM88 96V95H87ZM151 96H149V98L148 99H151L150 97ZM154 96V95H153ZM161 96V95H160ZM176 96V97H175ZM183 96H181L182 98V100H183ZM258 96H259V98H258ZM17 96H12V98L9 96V93L7 92V90H2V89H0V117L2 118L3 117V113H4V111L6 112V118H7V116L9 115V117H10V113H9V111H11L12 113H14V111L16 112V111H18V115H20V116H22V118L24 117L23 115H21L22 113L24 114H26L30 109H31V111L32 110H34V107H32V108H30V107H28L29 106V104H26V101H31L32 99L34 100L35 98H32L31 100L29 99V100H25V98L24 99H22L21 97H20V99L21 100H25L24 102L22 101H20V103L18 102V101H16V100H14V98H16ZM28 97V96H27ZM27 97H26V99H27ZM50 97V96H49ZM70 97V98H71ZM89 97V96H88ZM95 97V96H94ZM110 97V96H109ZM132 97V96H131ZM162 97H163V95H162ZM163 97V98H164ZM173 97H175V98H173ZM201 97V98H202ZM206 98L207 97H209V96H205ZM205 97H203L204 99H203V101L205 100ZM211 97H214L213 95H211ZM211 97H209V100H210V98ZM90 98H92L91 96H90ZM137 98H139L138 97V94H137ZM144 98H145V96H144ZM144 98H142V99H144ZM156 98V97H155ZM158 98H160L159 96H158ZM163 98H161V100H159V103H157L158 102V100L156 99V103L157 104H155V106L154 107H152L151 105V108L148 110V111H157L156 112V114L157 113H159L158 111H167V112H169V111H172V108H166V107H168V105H166V106H164V104L166 103V102H168V100L166 101L165 99H163ZM173 98V99H172ZM186 98V97H185ZM256 98H258L259 100H261V103H259L258 101H257V99ZM42 99V98H41ZM46 99V98H45ZM48 99V98H47ZM50 99V98H49ZM48 99V102H50L51 100H49ZM56 99V98H55ZM96 99H97V97H96ZM140 100H141V97L139 98ZM138 99V103H140V105H141V102H140V100ZM146 99V98H145ZM147 99V100H148ZM179 99V98H178ZM198 99V100H197ZM19 100V99H18ZM37 100V99H36ZM53 100H54V98H53ZM95 100V99H94ZM147 100H146V102H147ZM207 101H208V99H206ZM205 100V101H206ZM38 101V100H37ZM40 101V100H39ZM66 101V100H65ZM76 101H78V100H76ZM132 102H133V99L131 100ZM142 101V103H143V100H141ZM166 101V102H165ZM170 101V102H171ZM206 101V102H207ZM62 102V101H61ZM104 102V101H103ZM122 102V101H121ZM144 103L145 105H147V103ZM170 102L169 103H167V104H170ZM196 102L198 103L196 106H194L195 104H196ZM210 102V101H209ZM42 103V102H41ZM56 103V102H55ZM148 103H149V101H148ZM152 103V102H151ZM173 103V102H172ZM177 103H180V102H177ZM176 103V104H177ZM187 103H188V105H187ZM193 103H195V104H193ZM22 104V105H21ZM31 104V103H30ZM48 104V103H47ZM62 104V103H61ZM105 104H106V102H105ZM135 104H137L136 102L135 103H133L132 105H133V107L135 106ZM150 104V103H149ZM149 104L147 105V106H149ZM175 104V105H176ZM200 104H201V102H200ZM87 105H89V104H87ZM102 105V104H101ZM132 105H130V106H132ZM139 105V106H140ZM144 105V106H145ZM46 106V105H45ZM50 106H52L51 105V102H50ZM103 106V105H102ZM106 106V105H105ZM127 106H129V105H127ZM144 106L143 105H141V107H143L144 108ZM41 107H42V105H41ZM49 107V106H48ZM74 107H77V106H73V108ZM104 107V106H103ZM141 107H139V108H141ZM45 108V107H44ZM47 108V107H46ZM51 108V107H50ZM82 108H84V107H82ZM92 108H94V106L92 107ZM92 108L90 109V110H92ZM136 109H139L138 107H135ZM135 108H133V109H135ZM142 108V109H143ZM146 108V107H145ZM29 109V110H28ZM86 109H87V107H86ZM108 109V108H107ZM116 109H118V108H116ZM125 109V108H124ZM132 109V110H133ZM199 109V110H198ZM204 109V110H203ZM73 110V109H72ZM78 110V109H77ZM77 110H76V112H77ZM94 110H96V106H95V108H94ZM94 110H92L93 112H94ZM111 110H113V109H111ZM129 110V109H128ZM141 110V109H140ZM139 110V111H140ZM23 111H27V112H23ZM31 111L30 112H28L27 114H28V116H29V113H31ZM74 111V110H73ZM108 111H110V110H108ZM138 111V112H139ZM142 111V110H141ZM144 111V110H143ZM177 111V110H176ZM45 112V111H44ZM70 112V111H69ZM75 112V114H77ZM80 112H85V111H80ZM91 112V111H90ZM92 112V115L94 114ZM101 112V111H100ZM106 112V111H105ZM145 112V111H144ZM143 112V113H144ZM7 113H8V115H7ZM46 113H47V110H46ZM71 113V112H70ZM73 113V112H72ZM107 113V112H106ZM105 113V114H106ZM140 113V112H139ZM138 113V114H139ZM148 113V112H147ZM152 113V112H151ZM161 113V112H160ZM223 113V112H222ZM24 114V115H25ZM59 114V113H58ZM62 114V113H61ZM65 114V113H64ZM78 114H79V111H78ZM81 114V113H80ZM85 114H86V112H85ZM97 114H98V112H97ZM102 114H104V113H102ZM109 114V113H108ZM155 114V113H154ZM155 114V115H156ZM161 114H163V115H165V113H161ZM160 114V115H161ZM181 114V113H180ZM179 114V115H180ZM189 114V113H188ZM197 114V113H196ZM195 114V115H196ZM205 114V113H204ZM214 114V113H213ZM212 114V115H213ZM31 115V114H30ZM34 115H35V113H34ZM54 115V114H53ZM53 115H51V116H53ZM60 115V114H59ZM66 115V114H65ZM67 115H69V117H70V114L68 113ZM113 115V114H112ZM114 115H116L115 113H114ZM133 115V114H132ZM141 115V114H140ZM139 115V116H140ZM143 115V114H142ZM141 115V117L143 118V119H140V121L141 120H144V115L142 116ZM148 115H150V113L148 114ZM193 116H195L194 114H192ZM199 115V114H198ZM202 115H203V113H202ZM202 115H200V116H202ZM211 115V116H212ZM214 115H216V113L214 114ZM223 115V114H222ZM234 115H236V114H234ZM27 116V115H26ZM33 116V115H32ZM35 116H37V115H35ZM49 116V115H48ZM51 116H49V118H51ZM54 116H56V115H54ZM62 116V115H61ZM84 116V115H83ZM87 116V115H86ZM106 116V115H105ZM108 116V115H107ZM106 116V117H107ZM109 116H111L110 114H109ZM108 116V117H109ZM135 116V115H134ZM145 116H147V114L145 115ZM151 116H153V115H150V117L149 118H151ZM158 116V115H157ZM167 116V115H166ZM181 116V115H180ZM210 116V115H209ZM226 116V115H225ZM229 116V115H228ZM38 117V116H37ZM58 117H60V116H58ZM63 117V116H62ZM72 117H73V115H72ZM120 117V116H119ZM129 117V116H128ZM141 117H139V118H141ZM169 117V116H168ZM199 117V116H198ZM207 117V116H206ZM205 117V118H206ZM213 117V116H212ZM211 117V118H212ZM218 118L220 117V115L219 116H217ZM236 116H234V118H235ZM12 118V117H11ZM14 118V117H13ZM18 118H19V116H18ZM25 118V117H24ZM23 118V119H24ZM31 117H29V119H30ZM54 118V117H53ZM53 118H52V120H53ZM66 118V117H65ZM96 118V117H95ZM97 118H98V116H97ZM114 118V117H113ZM116 118V117H115ZM114 118V119H115ZM118 118V117H117ZM136 118L137 117H135V119L134 120H136ZM148 118V117H147ZM148 118V119H149ZM174 118H176V117H174ZM194 118H196V116L194 117ZM194 118H192L193 119V123L192 124H194V122L196 121V123H198V122H200L199 120H198V118L194 121ZM238 118V117H237ZM240 118V117H239ZM7 119H9V118H7ZM26 119V118H25ZM24 119V120H25ZM39 119V118H38ZM55 119V118H54ZM59 119V118H58ZM61 119V118H60ZM63 119V118H62ZM73 119V118H72ZM71 119V120H72ZM83 119H84V117H83ZM82 119V120H83ZM87 118H85V120H86ZM101 119V118H100ZM100 119H98V120H100ZM127 119V118H126ZM125 119V120H126ZM132 119V118H131ZM152 119V118H151ZM168 119H171V118H168ZM182 119H183V117H182ZM200 120H201V118H199ZM26 120H28V119H26ZM75 120V119H74ZM85 120H84V122H85ZM111 120V119H110ZM121 120H124V119H122V117H121ZM128 120V119H127ZM154 120V119H153ZM159 120V119H158ZM157 120V121H158ZM161 120V119H160ZM165 120V119H164ZM186 120V119H185ZM208 122V124H207V126L209 125V123L211 122L210 120H208V119H206ZM205 119H203L202 121H204V124H206V121ZM7 121V120H6ZM42 121V120H41ZM48 121H50V119L48 120ZM66 122H67V120H65ZM78 123H77V125L79 124V125H81V124H84V123H79V121L78 120H76ZM75 121V122H76ZM102 121H104V123H105V120H103V118H102ZM101 121V122H102ZM115 122V120H111V123L112 122ZM119 121V120H118ZM129 121H130V123H132L131 122V120H130V118H129ZM167 121V120H166ZM172 121H174V120H172ZM187 121V120H186ZM210 121V122H209ZM214 120H212V122H213ZM8 122V121H7ZM29 121H27V123H28ZM31 122V121H30ZM29 122V123H30ZM39 122V121H38ZM47 121H45V123H46ZM61 122V121H60ZM66 122H65V124H66ZM83 122V121H82ZM108 121H106V123H107ZM120 122V121H119ZM135 122V121H134ZM138 122V121H137ZM149 122V121H148ZM148 122H146L147 124H149ZM164 122V121H163ZM175 122H176V120H175ZM179 122V121H178ZM188 122V121H187ZM189 122H191V121H189ZM10 123H11V125H12V121L10 120ZM23 124H24V126H25V123L24 122H22ZM28 123V124H29ZM64 123V122H63ZM86 123V122H85ZM105 123V125H107ZM109 123V122H108ZM127 123H128V121H127ZM127 123H125V124H127ZM139 123V122H138ZM137 123V124H138ZM145 123V122H144ZM151 123H152V121H151ZM154 124H155V122H153ZM167 123H169V122H167ZM172 123H174V122H172ZM195 123V124H196ZM58 124H59V122H58ZM64 124V125H65ZM68 124V123H67ZM67 124H66V127H67ZM72 124V123H71ZM90 124H93V123H90ZM98 124H100V122L98 123ZM117 124V123H116ZM116 124H115V126H116ZM135 124H136V122H135ZM160 124V123H159ZM170 124V123H169ZM168 124V125H169ZM180 124V123H179ZM190 123H188V125H189ZM194 124V125H195ZM199 124V123H198ZM196 125V126H198V127H201L202 125L201 124H203L202 122H200V125ZM203 124V125H204ZM211 124V123H210ZM1 125V124H0ZM33 125H35V124H33ZM41 126H42V124H40ZM63 125V124H62ZM61 125V126H62ZM73 125V124H72ZM74 125H75V123H74ZM73 125V126H74ZM79 125H78V127H79ZM96 125V124H95ZM94 125V126H95ZM101 125H104V124H100V125H98V126H101ZM118 125H120V124H117V126ZM130 125V124H129ZM150 125V124H149ZM153 125V124H152ZM152 125H151V127H152ZM162 125V124H161ZM164 125V124H163ZM162 125V126H163ZM176 124L174 123V125H172L173 127L175 126ZM23 126V125H22ZM88 126H89V124H88ZM113 126H114V124H113ZM116 126V127H117ZM121 126V125H120ZM136 126V125H135ZM140 126V125H139ZM158 126V125H157ZM170 126V125H169ZM176 126H180V125H176ZM182 126V125H181ZM27 127H30V128H28L27 129V131L26 130H24L25 129V127H23L21 130H23V131H26L27 133H30V131L29 130H31V129H34L35 128V126H34V128L31 126V125H29V126H27ZM32 127V128H31ZM58 127H60V126H58ZM65 127V126H64ZM77 126H76V129L78 128ZM81 127V126H80ZM79 127V128H80ZM83 127H84V125H83ZM91 127V126H90ZM104 127V128H103ZM102 128L103 129H105L106 127L105 126H103ZM111 127V126H110ZM116 127H113V128H116ZM122 127H125L123 124H122ZM122 127L120 128V127H118V128H120L121 130H123L122 129ZM130 127H132V126H130ZM164 127H168L167 125L166 126H164ZM163 127V128H164ZM191 127H193L192 125H191ZM203 127V126H202ZM200 128V129H203V128ZM0 128H2V127H0ZM43 128H44V126H43ZM47 128V127H46ZM46 128H44V129H46ZM67 128H71V125H70V127H69V125H68V127ZM89 128V127H88ZM87 128V129H88ZM101 128V127H100ZM113 128H112V130H113ZM126 128V127H125ZM134 128V127H133ZM139 128V127H138ZM141 128H142V125H141ZM141 128H139L140 130H141ZM159 128H161V127H159ZM169 128V127H168ZM189 128H190V126H189ZM15 129V128H14ZM50 129V128H49ZM54 129V128H53ZM61 129V128H60ZM59 129V130H60ZM96 129H98V128H96ZM103 129H100V132H101V130H103ZM117 129V128H116ZM129 130H130V128H128ZM195 130L197 129L196 127L194 128ZM199 129V130H200ZM214 129H216V133H214ZM1 130V129H0ZM20 130V129H19ZM40 130V129H39ZM46 130H48V129H46ZM58 130V129H57ZM67 130V129H66ZM89 130H90V128H89ZM91 130H93V129H91ZM95 130V129H94ZM99 130V129H98ZM108 130V129H107ZM110 130V129H109ZM133 130V129H132ZM144 130V129H143ZM173 130V132L175 133V132H177V128L175 127L174 129H172ZM172 130H171V133H173L172 132ZM184 130H185V127H184ZM184 130L182 129V131L181 130H179L180 132H182V134L181 133H179L180 135H183L184 136ZM193 130V129H192ZM194 130V131H195ZM3 131V130H2ZM29 131V132H28ZM34 131H35V129H34ZM44 131V130H43ZM49 131V130H48ZM50 131H51V133L53 132L51 129H50ZM49 131V132H50ZM62 131H63V128H62ZM64 131H65V129H64ZM105 131V130H104ZM125 131H126V129H125ZM125 131H123V132H125ZM157 131V130H156ZM166 130H164V132H165ZM169 131H170V129H169ZM187 131V130H186ZM185 131V132H186ZM5 132V131H4ZM10 132V131H9ZM26 132H24V133H26ZM33 131L31 130V134L33 135V134H35L34 132L32 133ZM49 132H48V134H49ZM67 132H68V130H67ZM72 132H73V130H72ZM76 132H78V131H76ZM114 132V134L116 133V131H113ZM117 132H119L118 130H117ZM121 132V131H120ZM127 132V131H126ZM132 131L130 130V133H131ZM135 132H137V130L135 129ZM139 133H140V131H138ZM145 132V131H144ZM152 131H150L149 133H151ZM158 132V131H157ZM164 132H160V133H164ZM199 132V131H198ZM201 132V131H200ZM39 133H41V132H39ZM47 133V132H46ZM55 133H57L56 135H57V137H58V135H60V134H58V132H55ZM62 133H64V132H62ZM69 133V132H68ZM95 133H97V132H95ZM122 133V132H121ZM132 133H134V131L132 132ZM169 133V132H168ZM173 133V134H174ZM178 133V132H177ZM188 133H189V131H188ZM47 134V135H48ZM65 134V133H64ZM67 134V133H66ZM70 134H71V131H70ZM78 134V133H77ZM77 134H76V136H77ZM100 134V133H99ZM103 134H106L105 132L103 133ZM135 134H137V133H135ZM142 134H144V135H146V133H142ZM142 134H141V136H142ZM161 134V135H162ZM176 134V133H175ZM193 134H197V133H193ZM193 134H187V132H186V135H188L189 137H193L192 135ZM205 133H203V134H201V135H206ZM22 135V134H21ZM31 135V136H32ZM40 135V134H39ZM46 135V134H45ZM46 135V136H47ZM68 135V134H67ZM80 135V134H79ZM79 135L77 136V137H79ZM97 135V134H96ZM123 135V134H122ZM125 135V134H124ZM131 135V134H130ZM153 135V134H152ZM151 135V136H152ZM158 136H159V134H157ZM170 135V134H169ZM180 135H176V136H180ZM184 136V137H186L187 138V136ZM207 135V137H209ZM19 136H20V134H19ZM27 137V135H25L24 134V138H26ZM30 136V137H31ZM35 136V135H34ZM33 136V137H34ZM69 136L70 135H68V139H70L71 137L74 139V137L73 136H71L70 138H69ZM75 136V137H76ZM82 136V135H81ZM106 136H108V134L106 135ZM105 136V137H106ZM110 136V135H109ZM112 136V135H111ZM117 136V135H116ZM118 136H119V133H118ZM128 136V135H127ZM132 136V135H131ZM150 136V137H151ZM153 136H155V134L153 135ZM163 136V135H162ZM164 136H166V135H164ZM198 136V135H197ZM199 136H200V134H199ZM199 136L197 137V139H194V138H191V139H193V140H186V141H184V142H186L185 144H190L191 142L193 143L194 141H196L197 140V142H198V139H199ZM13 137V136H12ZM22 137V136H21ZM39 137V136H38ZM52 137H54V136H52ZM56 137V142H58L57 141V138ZM100 137H102V135L100 136ZM115 137V136H114ZM121 137V136H120ZM128 137H130V136H128ZM133 137V136H132ZM143 137H145V136H143ZM194 137H196L195 135H194ZM249 137V138H250ZM7 138V137H6ZM24 138H21L22 140L24 139ZM27 138H29V136L27 137ZM26 138V139H27ZM45 138V137H44ZM59 138H61V136L59 137ZM62 138H63V136H62ZM72 138H71V140H72ZM117 138H119V137H117ZM136 138H137V136H136ZM146 138V137H145ZM152 138V137H151ZM168 138H169V136H168ZM241 138H244L243 139V142H242V140H240ZM248 138V139H249ZM13 139V138H12ZM31 139V138H30ZM30 139H29V141H30ZM33 139V138H32ZM48 139V136H47V138L45 139V140H47ZM79 139V138H78ZM78 139H76V140H78ZM81 139V138H80ZM119 139H122V137L121 138H119ZM123 139H126V138H124L123 137ZM135 138L133 137V140H134ZM165 139V138H164ZM164 139H163V141H164ZM201 139V138H200ZM252 139H254V138H252ZM10 140V139H9ZM22 140L20 141V142H22ZM36 140V139H35ZM59 140V139H58ZM105 140V139H104ZM127 140V139H126ZM129 140V139H128ZM138 140H139V142H140V139L138 138ZM143 140V139H142ZM141 140V142H143ZM145 140V139H144ZM156 140V139H155ZM157 140H161L162 141V138L160 139V138H158ZM166 141H167V138L165 139ZM169 140V139H168ZM182 140V139H181ZM183 140H185V139H183ZM182 140V141H183ZM202 140V139H201ZM201 140L199 141V143L201 144ZM239 140L242 142H240V144H239ZM246 140H247V138H246ZM0 141H1V146H2V140L0 139ZM28 141V140H27ZM49 140H47V142H48ZM55 141V140H54ZM60 141V140H59ZM67 141V140H66ZM73 141V140H72ZM72 141H69V142H71V145L73 144V149L75 148L74 147V143L72 142ZM79 141H81V140H79ZM119 141H121V140H119ZM123 141H125V140H123ZM136 141H137V139H136ZM135 141V142H136ZM145 141H147V139L145 140ZM188 141V142H187ZM189 141H191V142H189ZM253 141V142H254ZM6 142H7V140H6ZM32 142V141H31ZM38 142V141H37ZM36 142V143H37ZM56 142H54V143H56ZM62 142V141H61ZM78 142V141H77ZM94 142V141H93ZM92 141H91V143H93ZM105 142V141H104ZM149 142V141H148ZM157 143L158 141H151V143H152V145H154V143ZM197 142H194V144L195 143H197ZM252 142V143H253ZM44 143V142H43ZM45 143H46V141H45ZM53 143V144H54ZM59 143V142H58ZM68 143V142H67ZM86 143V142H85ZM102 143V142H101ZM106 143V142H105ZM110 143H112L111 141H110ZM109 143V144H110ZM119 143V142H118ZM127 143V142H126ZM145 143V142H144ZM164 143L165 142H162V145H161V143H160V145H159V142L156 144V145H159V147H161V148H159L160 149V151L161 152H163V153H167V152H165L166 151V148H167V146L169 147L170 145H164ZM166 143H170V141H167ZM182 143V142H181ZM8 144V143H7ZM21 144V143H20ZM34 144V143H33ZM47 144V143H46ZM53 144H49L51 147H53L54 145ZM64 144V143H63ZM83 144V143H82ZM87 144V143H86ZM120 144H122V143H120ZM125 144V143H124ZM135 144V143H134ZM140 144V143H139ZM172 144H173V142H172ZM180 144V143H179ZM179 144H177L176 145V143H175V145L176 146H178ZM26 145H28V144H26ZM48 145V144H47ZM53 145V146H52ZM69 145V144H68ZM79 145V148H80V144H78ZM77 144H76V146H78ZM107 145H108V143H107ZM182 145H184V143L182 144ZM196 145V144H195ZM197 145H198V143H197ZM0 146V147H1ZM10 146V145H9ZM9 146H8V150H9ZM56 146H57V144H56ZM67 146V145H66ZM112 146H113V144H112ZM115 146H117V145H115ZM119 146V145H118ZM125 146V145H124ZM166 148H165V147ZM172 147H173V145H171ZM179 146H181V145H179ZM194 146V145H193ZM239 146V147H240ZM3 147V146H2ZM2 147H1V149H2ZM20 147V146H19ZM22 147H24V146H22ZM21 147V148H22ZM28 147H30V144H29V146ZM32 147L33 146H31V148L30 149H32ZM43 147V146H42ZM41 147V148H42ZM60 147H61V143H60V146H59V149H60ZM86 146L84 145V148H85ZM93 147V146H92ZM105 147H107L106 145H105ZM114 147V146H113ZM155 147V146H154ZM171 147V148H172ZM186 147V146H185ZM237 147V146H236ZM248 147V146H247ZM246 147V148H247ZM249 147L250 148H248V149H251L252 147L250 146V144H249ZM12 148V147H11ZM40 148V147H39ZM44 148V147H43ZM82 148V147H81ZM100 148V147H99ZM109 148H110V146H109ZM121 148H122V145H121ZM143 147H141L140 148V151H141V149H142ZM145 148H147V144H146V146H145ZM151 148H152V146H151ZM156 148V147H155ZM162 148H164L163 149V151H162ZM170 147L167 149V150H169V149H171ZM176 148V147H175ZM192 148V147H191ZM195 148H196V146H195ZM225 148V147H224ZM230 148H232V147H230ZM235 148V147H234ZM241 148V147H240ZM240 148H239V150H240ZM245 148V147H244ZM244 148H241V150H240V152H242L243 151V149ZM255 148V147H254ZM0 149V150H1ZM16 149V148H15ZM85 149H88V147H86ZM92 149V148H91ZM93 149H94V147H93ZM102 150H105V148H101ZM115 149V148H114ZM136 149H138V148H136ZM158 149V148H157ZM172 149H174V148H172ZM190 149V148H189ZM247 149V150H248ZM7 150V151H8ZM24 151H26L25 149H23ZM29 149H27V151H28ZM44 150H46L47 152H48V150L45 148ZM56 150V149H55ZM62 150V149H61ZM75 150V149H74ZM101 150V152H103ZM108 150V152H106V153H109V150L110 149H107ZM116 150V149H115ZM118 150V149H117ZM125 150H126V148H125ZM188 150V148H186V151ZM194 150V148H192V151ZM221 150L219 151V153L221 152ZM226 150V149H225ZM235 151L237 150V148L236 149H234ZM234 150L232 149V152H234ZM5 151L6 150H4L3 152L5 153ZM11 151V150H10ZM43 151V150H42ZM45 151V152H46ZM52 151V150H51ZM58 151V150H57ZM88 151H89V149H88ZM113 151V149L112 150H110V153ZM122 151H123V148H122ZM139 151V152H140ZM185 151V152H186ZM197 151H201V149L199 150L198 149V147H197ZM227 151V150H226ZM12 152V151H11ZM11 152L10 153H8V154H11ZM22 152V151H21ZM20 152V154H22ZM62 152V151H61ZM96 152H97V150H96ZM123 152H125V151H123ZM127 152H128V150H127ZM134 152V151H133ZM136 152V151H135ZM142 152H143V150H142ZM172 152V151H171ZM187 152H189V150L187 151ZM198 152V153H199ZM224 152V151H223ZM231 152V153H232ZM243 152H245V149H244V151ZM242 152V153H243ZM248 152H249V150H248ZM247 152V153H248ZM251 152V151H250ZM24 153H26V152H24ZM27 153H29L30 155L31 154H33L34 152H27ZM26 153V154H27ZM37 153H39V152H37ZM36 153V154H37ZM40 153H44V152H40ZM49 153V152H48ZM52 153V152H51ZM53 153H54V151H53ZM91 153V152H90ZM104 154H105V151L103 152ZM116 154H118L117 152H115ZM115 153L114 152H112V154H110L111 155V157L113 156V154L115 155ZM194 153V152H193ZM198 153H195V154H198ZM201 153V152H200ZM199 153V156L198 157H200L201 156V154ZM230 153V158L232 157V155L234 156L235 154H231ZM247 153H243L244 155H247ZM255 153H256V151H255ZM16 154V153H15ZM15 154H13V155H15ZM67 154V153H66ZM82 154H84V153H82ZM88 154V156L90 155L89 153H87ZM92 155H93V153H91ZM94 154H96V153H94ZM131 154V153H130ZM140 154V153H139ZM139 154H138V156H139ZM169 154H170V152H169ZM174 154L178 157V158H180L181 159V163L182 164H186V163H188V162H190V157H192L191 155L192 154H186L185 153V155L186 156H184L183 155V151L181 150V149H179V150H177V151H175L174 152ZM173 154V155H174ZM195 154H193V155H195ZM208 154V155H207ZM2 155V154H1ZM3 155H5V154H3ZM13 155H12V157H13ZM23 155H25V154H22V156ZM29 155V156H30ZM78 155V154H77ZM76 155V156H77ZM99 155H101V154H99ZM99 155H95V156H99ZM120 155V154H119ZM142 155V154H141ZM147 155H149V154H145V156H147ZM190 155V156H189ZM6 156V155H5ZM10 156V155H9ZM18 156V155H17ZM41 156V155H40ZM66 156H68V154L66 155ZM76 156H74V157H76ZM94 156V155H93ZM93 156H90V157H93ZM105 156H109V155H106L105 154ZM126 156H129V155H126ZM143 156V155H142ZM151 156V155H150ZM224 156V155H223ZM251 156H250V158H251ZM2 157H4V156H1L0 158H2ZM36 157H38L37 155H36ZM86 157V156H85ZM103 157V156H102ZM120 157V159H121V156H119ZM118 157V158H119ZM155 157V156H154ZM198 157H197V159H198ZM202 157V156H201ZM210 157V156H209ZM244 157V156H243ZM255 157V158H254ZM16 158V157H15ZM39 158H41V157H39ZM46 158H47V156H46ZM76 158H78V157H76ZM114 158H115V156H114ZM117 158V157H116ZM116 158H115V163H116ZM117 158V159H118ZM147 158H149V157H146V160H145V162H147V161H149V160H147ZM159 158V157H158ZM219 158V157H218ZM236 158H238V157H235V159ZM250 158H245V159H247L246 161H248L249 162V159ZM3 159V158H2ZM12 159H14V158H12ZM19 159V158H18ZM82 159V158H81ZM84 159V158H83ZM103 159V158H102ZM131 159H133V158H131ZM142 159V158H141ZM140 159V160H141ZM167 159V158H166ZM165 158H164V160H166ZM197 159H196V161H197ZM204 159V158H203ZM208 159V158H207ZM206 159V160H207ZM212 159V158H211ZM242 159V158H241ZM258 159V158H257ZM6 160V159H5ZM20 160H22V159H20ZM40 161L42 160V159H39ZM43 160H44V158H43ZM46 160V159H45ZM52 160V159H51ZM84 160H86V159H84ZM96 160V159H95ZM109 160H111V159H109ZM160 160V159H159ZM163 160V159H162ZM198 160H201V158L200 159H198ZM206 160H204V161H206ZM210 160V159H209ZM226 160V159H225ZM238 160V159H237ZM240 160V159H239ZM243 161H244V159H242ZM254 160V161H253ZM3 161V160H2ZM13 161V160H12ZM26 161H28V159L26 160ZM98 161V160H97ZM101 161H105L104 159L103 160H100V162ZM111 161H113V160H111ZM111 161H109L111 164H108V165H110V167L108 168L110 171H111V173L113 172V173H115V174H117L116 173V168H112L111 166L113 165L112 164V162ZM136 161V160H135ZM169 161V160H168ZM195 161V160H194ZM202 162L204 165H205V162ZM208 161V160H207ZM222 161H223V159H222ZM243 161H242V163H243ZM14 163H17V164H19V163H21L22 161H18V162H16V160L15 161H13ZM24 162H25V159H24ZM22 163L23 165L22 166H24V164L25 163ZM35 162H38V161H35ZM45 162V161H44ZM94 162V161H93ZM99 162V161H98ZM108 162V161H107ZM108 162V163H109ZM131 162H133V160L131 161ZM137 162V161H136ZM145 162H144V164H145ZM228 162V161H227ZM259 161H257V163H258ZM2 163V162H1ZM5 163V162H4ZM27 163V162H26ZM30 163V162H29ZM106 165H107V163H106V161L104 162ZM113 163H114V161H113ZM118 163H119V161H118ZM117 163V164H118ZM133 163H135V162H133ZM142 163V162H141ZM197 163V162H196ZM201 163V164H202ZM206 163H208V162H206ZM223 163H225V162H223ZM222 163V164H223ZM237 163L240 165V163H241V160H240V162L239 161H237ZM237 163H232L233 165H237ZM247 163V162H246ZM256 163V162H255ZM256 163V164H257ZM17 164H16V166L15 167H21V166H17ZM95 164H96V162H95ZM98 164V163H97ZM97 164L95 165V166H97ZM104 164V165H105ZM117 164L115 165V166H117ZM121 164V167H122V162L120 163ZM148 164H150V163H148ZM147 164V169L149 168L150 170H151V168L149 167V165ZM152 164V163H151ZM160 164V163H159ZM165 164V163H164ZM163 164V165H164ZM176 164V163H175ZM193 165H194V163H192ZM218 164H220V167H221V163H218ZM3 165V164H2ZM15 165V164H14ZM20 165V164H19ZM100 164H98V166H99ZM124 165V164H123ZM128 165H130V164H128ZM132 165V164H131ZM137 165H138V162H137ZM141 165V164H140ZM192 165V166H193ZM208 165H210L209 163H208ZM227 165V164H226ZM246 165H248V166H251V164L250 163H248V164H242V166H238V167H240L241 168V170L242 171H245L244 173H245V175L244 176H241V177H248V176H246V174H248V175H251V173L252 172H249V170H253L254 171V169L252 168V169H250L251 167H248V166H246ZM258 165V164H257ZM28 167V164L26 165L25 164V167ZM91 166V165H90ZM133 166V165H132ZM142 166V165H141ZM146 166V165H145ZM169 166V168H170V164L168 165ZM178 166H180V165H178ZM205 166H207V165H205ZM213 166H215V163L213 164ZM243 166H246V167H248L249 169H248V172L249 173H247V169L246 170H243ZM4 167V166H3ZM6 167H7V165H6ZM99 167H101L102 168V166H99ZM104 167V166H103ZM114 167V166H113ZM138 167H140V166H138ZM152 167V166H151ZM185 167V166H184ZM195 167V166H194ZM200 167V166H199ZM216 167H217V164H216ZM224 167V166H223ZM227 167H229L228 165H227ZM252 167H254V166H252ZM18 168V169H19ZM22 168V167H21ZM24 168V167H23ZM22 168V169H23ZM92 168V167H91ZM110 168H112V170L110 169ZM124 168V167H123ZM141 168V167H140ZM168 168V169H169ZM173 168V167H172ZM172 168H170L171 170L170 171H172ZM179 168H181L182 169V167H179ZM187 168H189V167H187ZM230 168V167H229ZM236 168V167H235ZM8 169V168H7ZM17 169V168H16ZM26 169V168H25ZM93 169V168H92ZM96 169H98V168H96ZM105 169V167L103 168V169H100V170H104ZM108 169L106 170V171H108ZM118 169V171H120L121 169H119V168H117ZM146 169V170H147ZM157 169V168H156ZM184 170H185V168H183ZM192 169H194V168H192ZM196 169V168H195ZM208 169H209V167H208ZM211 169H212V167H211ZM214 169V168H213ZM218 169H220V168H218ZM227 169V168H226ZM232 169V168H231ZM10 170V169H9ZM94 170V169H93ZM104 170V171H105ZM113 170H115V172L113 171ZM123 170V169H122ZM121 170V171H122ZM124 170H125V168H124ZM124 170H123V172H124ZM127 170H130V169H127ZM134 170V172H136L135 171V169H133ZM132 170V171H133ZM137 170V169H136ZM139 168H138V171L136 172V173H140L139 172ZM144 170L145 169H143V172H144ZM153 170H154V166H153ZM153 170H151V171H153ZM162 170V169H161ZM180 170V169H179ZM190 170H191V168H190ZM216 170V169H215ZM228 170V169H227ZM235 170V169H234ZM258 170V169H257ZM5 171V170H4ZM8 171V170H7ZM6 171V172H7ZM117 171V172H118ZM132 171L130 170L129 172V174H132ZM154 171H156V170H154ZM157 171L159 172L160 171V168H159V170L157 169ZM168 171V170H167ZM174 172L176 171L177 172V170L175 169V170H173ZM169 172V173H172L171 175H172V178H173V173L174 172ZM185 171H188V170H185ZM199 171H201V170H199ZM209 171H211V170H209ZM222 171H224V172H226L227 173V171H225V170H222ZM221 171V172H222ZM237 171V170H236ZM235 171V172H236ZM259 171V170H258ZM18 172H20V169H19V171ZM28 172H30V171H28ZM92 172V171H91ZM94 172H95V170H94ZM128 172V171H127ZM133 172V173H134ZM141 172H142V168H141ZM146 172H148V171H146ZM145 172V173H146ZM162 172L163 171H161V175H163L162 174ZM176 172L174 173V174H176ZM179 172V171H178ZM180 172H183L182 170L180 171ZM195 172H196V170H195ZM197 172H198V170H197ZM223 172V173H224ZM235 172H233V173H235ZM239 172V171H238ZM257 172V171H256ZM263 172V171H262ZM262 172H261V177H263L262 176ZM2 173V172H1ZM0 173V174H1ZM8 173V172H7ZM21 173V172H20ZM125 173V175L124 176H126V172H124ZM153 173V172H152ZM190 173L191 172H188V173H186L187 175L189 174L190 175ZM212 173H213V171H212ZM215 173H217L218 174V170H217V172H215ZM214 173V174H215ZM220 173V172H219ZM255 173V172H254ZM254 173H252V175L254 174ZM260 173V172H259ZM4 174L6 175V173L4 172ZM4 174H3V176H4ZM13 174V173H12ZM16 174V173H15ZM18 174V173H17ZM23 174V173H22ZM36 174H39V172L38 173H36ZM48 174V173H47ZM56 173H54L53 175H55ZM92 174V173H91ZM91 174H89V175H91ZM101 174H103V173H101ZM106 174V173H105ZM114 174V175H115ZM192 174V173H191ZM193 174H195V173H193ZM192 174V175H193ZM198 175H199V173H197ZM225 174V173H224ZM240 174V173H239ZM264 174V173H263ZM40 175H41V173H40ZM59 175V174H58ZM58 175L56 176V177H58ZM61 175V174H60ZM82 175V174H81ZM81 175H80V177H81ZM89 175H87L88 177H89ZM99 175V174H98ZM104 175V174H103ZM103 175H101V176H103ZM108 175V174H107ZM106 175V176H107ZM113 175V174H112ZM121 175V174H120ZM135 175L136 174H134V176H133V178H131V177H127V178H131L132 180L134 179V177H135ZM137 175H139V174H137ZM136 175V176H137ZM143 175V174H142ZM145 175V174H144ZM144 175L142 176V177H144ZM147 175V174H146ZM151 175V174H150ZM154 175H157V174H154ZM169 175V176H168ZM166 177H171L170 176V174H168ZM182 175V174H181ZM180 175V176H181ZM183 175H184V177H185V173L183 172ZM192 175H191V177H192ZM213 175V174H212ZM226 175V174H225ZM229 175V174H228ZM241 175H243L242 173H241ZM250 176V177H252V179H253V177H255V175H256V177H258L259 175H258V173L257 174H255L254 176ZM258 175V176H257ZM10 176V175H9ZM38 176V175H37ZM42 176V175H41ZM40 176V177H41ZM44 176V175H43ZM51 176V175H50ZM48 177L49 179L51 178V177ZM62 176V175H61ZM64 176V175H63ZM83 176V175H82ZM86 176V174H85V177H87ZM92 176L94 177V175L92 174ZM97 176V175H96ZM110 176V175H109ZM109 176L108 177H106V178H109ZM116 176H118V175H116ZM127 176H130V175H128L127 174ZM207 176V175H206ZM215 176H217L216 174H215ZM214 176V177H215ZM229 176H231V175H229ZM6 177V176H5ZM8 177V176H7ZM39 177V176H38ZM37 177V178H38ZM60 177V176H59ZM98 177V176H97ZM104 177V180H105V175L103 176ZM111 177V176H110ZM138 178H139V176H137ZM140 177H141V173H140ZM141 177V178H142ZM149 177V176H148ZM152 177H154V176H150L149 178H152ZM183 177V178H184ZM194 177V176H193ZM192 177V178H193ZM211 177V176H210ZM209 176L207 177V178H210ZM218 177V176H217ZM222 177V176H221ZM225 177V176H224ZM235 176H233V178H234ZM249 177V179H248V181H250L251 180V178ZM44 178H46V174H45V177ZM53 178H55V177H53ZM53 178H51V182L50 183H53L52 182V179ZM64 178H65V176H64ZM78 178V177H77ZM89 178H92V177H89ZM138 178L136 179V180H133V182L134 181H137L138 180ZM160 178H161V176H160ZM162 178H163V176H162ZM165 178V177H164ZM163 178V179H164ZM172 178H170V179H172ZM182 178V179H183ZM201 178H202V176H201ZM216 178V177H215ZM215 178H213V179H215ZM223 178V177H222ZM226 178V177H225ZM224 178V179H225ZM230 178V177H229ZM237 179H238V177H236ZM264 178V177H263ZM61 179H63V178H61ZM83 179V178H82ZM81 179V181H84V180H82ZM92 179H94V178H92ZM98 179H100V178H98ZM122 179V178H121ZM143 179V178H142ZM141 179V180H142ZM145 179V181H147V182H150L149 181V179L148 180H146V177L144 178ZM143 179V180H144ZM166 180H168L167 178H165ZM181 179V177H179L178 178V180H182ZM185 179V178H184ZM204 179V178H203ZM218 179H219V181H220V178L218 177ZM223 179V180H224ZM256 179V178H255ZM35 180V179H34ZM39 180H41V178L39 179ZM54 181H58L59 179L58 178H55V179H53ZM70 180V179H69ZM86 181H88V179H85ZM103 180V181H104ZM114 180V179H113ZM131 180V181H132ZM139 180H140V178H139ZM151 180V179H150ZM198 180H200L199 178H198ZM229 180V179H228ZM242 180H244V179H242ZM254 180V179H253ZM252 180V181H253ZM36 181V180H35ZM45 181V180H44ZM47 181V180H46ZM61 181V180H60ZM66 181H68V180H66ZM78 181L80 182V180H79V178H78ZM90 181V180H89ZM88 181V182H89ZM95 182H97V180H94ZM109 181V180H108ZM115 181V180H114ZM152 181V180H151ZM155 182H157V180H154ZM163 181V180H162ZM184 181V180H183ZM202 181V180H201ZM206 181V180H205ZM225 181V180H224ZM223 181V182H224ZM230 181V180H229ZM233 181V180H232ZM32 182L33 181H31V184H32ZM41 182V181H40ZM40 182H38V183H40ZM59 182V181H58ZM69 182V181H68ZM68 182H64L63 181V183H68ZM71 182V181H70ZM85 182V181H84ZM90 182H93V181H90ZM105 182H107V181H105ZM121 182H123V181H121ZM143 182V181H142ZM147 182H145L146 184H147ZM160 182V181H159ZM178 182V181H177ZM182 182V181H181ZM203 182V181H202ZM202 182H201V184H202ZM212 182V181H211ZM218 182V181H217ZM223 182H221V185L223 184ZM226 182V181H225ZM244 182H245V180H244ZM41 183H43V181L41 182ZM40 183V184H41ZM55 183V182H54ZM54 183H53V187H55L54 186ZM57 183V182H56ZM61 184H62V182H60ZM98 183V182H97ZM129 183H131V182H129ZM137 183H139L138 181H137ZM153 183V182H152ZM151 183V184H152ZM173 183V182H172ZM179 183V182H178ZM227 183V182H226ZM241 183V182H240ZM239 183V184H240ZM252 182H250V183H248V184H251ZM48 185H52V184H49V183H47ZM47 184H45V185H43V186H46ZM69 184L70 183H68V186L67 187H69ZM103 183H101V185H102ZM108 184H111L112 185V182H110V183H108ZM128 184V183H127ZM144 183H142V185H143ZM145 184V185H146ZM184 184V183H183ZM193 184V183H192ZM210 184H212V183H210ZM218 184V183H217ZM234 184V183H233ZM232 184V185H233ZM238 184V183H237ZM237 184H234V185H237ZM248 184H246V185H244V186H246V188L248 189L249 188V190H251L250 189V187H252L251 185H248ZM253 184H255V183H253ZM35 185V184H34ZM48 185L46 186V188H49L48 187ZM64 185V184H63ZM67 185V184H66ZM83 185H88V183H85V184H83ZM93 185V184H92ZM100 185V186H101ZM131 185V184H130ZM139 185H140V187L142 186L140 183H139ZM189 186L188 187H190L191 185L190 184H188ZM204 186L206 185V182H205V184H203ZM208 185V184H207ZM220 185V184H219ZM224 185V184H223ZM228 185V184H227ZM233 185V186H234ZM41 186V185H40ZM57 186V185H56ZM59 186V185H58ZM72 185H70V187H71ZM74 186V185H73ZM97 186V185H96ZM102 186H104V185H102ZM121 186V184L119 185V187ZM125 186V185H124ZM123 186V187H124ZM129 186V185H128ZM127 185L125 186V187H128ZM132 186V185H131ZM134 186V185H133ZM195 186V185H194ZM197 186V185H196ZM199 186V185H198ZM197 186V187H198ZM239 186V185H238ZM240 186H242V188H243V184L241 185L240 184ZM247 186H250V187H247ZM258 186V185H257ZM263 186H264V184H263ZM33 187V186H32ZM52 187V188H53ZM66 187V188H67ZM80 187H84V186H82V185H80ZM106 187V186H105ZM108 187H110V185H108L107 186V188ZM134 187H136V184H135V186ZM139 187V186H138ZM143 187V186H142ZM141 187V188H142ZM169 187H170V185H169ZM176 187V186H175ZM196 187V188H197ZM208 187H211L210 185L208 186ZM220 187V186H219ZM228 187V186H227ZM232 187V186H231ZM34 188V187H33ZM36 188H37V186H36ZM44 188V187H43ZM81 188V189H82ZM99 188H101V187H99ZM103 188V187H102ZM111 188V187H110ZM174 188V187H173ZM199 188V190H200V188H201V185H200V187H198ZM216 188L217 187H215L214 188V192L215 193H217V191H215L216 190ZM240 187H238V189H239ZM253 188V187H252ZM254 188H256V187H254ZM257 188H259V187H257ZM50 189V188H49ZM124 189V188H123ZM122 189V190H123ZM137 189V188H136ZM163 189V188H162ZM183 189V188H182ZM187 189V188H186ZM203 188H201V191H202V195H203V197H207L208 195H205V193H204V191L202 190ZM222 189H223V186H222ZM234 189V188H233ZM237 189V190H238ZM245 189V188H244ZM92 190V189H91ZM175 190V189H174ZM178 190H179V188H178ZM189 191L191 190V188L190 189H188ZM211 190H212V187H211ZM211 190H209L208 189V191H211ZM219 190V189H218ZM240 190H242V193H244L243 192V189H239V191ZM254 190V189H253ZM77 191V190H76ZM88 191V190H87ZM124 191V190H123ZM126 191V190H125ZM132 191V190H131ZM151 191V190H150ZM183 191V190H182ZM200 191V192H201ZM213 191H212V194H213ZM78 192H80V191H78ZM84 192H85V190H84ZM89 192H90V190H89ZM108 192H111V191H108ZM113 192V191H112ZM119 192L121 193V191L119 190ZM148 192V191H147ZM152 192V191H151ZM186 192H188V191H186ZM186 192H184V193H186ZM200 192H195L196 194L195 195H197V193H200ZM205 192H206V190H205ZM221 192H222V190H221ZM227 192V191H226ZM236 192V191H235ZM235 192H234V195H236L235 194ZM238 192V191H237ZM253 192V191H252ZM76 193V192H75ZM74 192H73V194H75ZM138 193V192H137ZM136 193V194H137ZM150 193V192H149ZM170 193H172V191L170 190ZM183 193V192H182ZM204 193V194H203ZM239 193V192H238ZM259 193V192H258ZM72 194V193H71ZM70 194V195H71ZM126 194V193H125ZM162 194V193H161ZM177 194L178 193H175V196H177ZM217 194H219V193H217ZM231 194H232V192H231ZM240 194H241V192H240ZM240 194H239V196H240ZM245 194V193H244ZM244 194H241V195H244ZM86 195H87V193H86ZM130 195V194H129ZM128 195V196H129ZM147 195H148V193H147ZM154 195V194H153ZM172 195H173V193H172ZM179 195V194H178ZM189 195V194H188ZM214 195V194H213ZM221 194H219L218 196L219 197H223V196H220ZM222 195H224V194H222ZM226 195H228V194H226ZM247 195V194H246ZM80 195H78V197H79ZM99 196V195H98ZM135 196V195H134ZM134 196H132V199H133V197ZM139 196V195H138ZM141 196V195H140ZM144 196V195H143ZM165 196H168V194L167 195H165ZM179 196H181V195H179ZM187 196V195H186ZM194 196V195H193ZM217 196V197H218ZM237 196V195H236ZM252 196V194L251 195H249V197L248 198H253V196H255L254 194H253V196ZM61 197H63V196H61ZM65 197V196H64ZM63 197V199H67V198H69V197H71V196H69V195H66V197L64 198ZM77 197V198H78ZM81 197V196H80ZM94 197H96V196H94ZM111 197H112V195H111ZM124 197V196H123ZM169 197V196H168ZM173 197V196H172ZM243 197V200H244V196H242ZM246 197V196H245ZM73 198V197H72ZM106 198H107V195H106ZM128 198V197H127ZM131 198V197H130ZM138 198V197H137ZM154 198V197H153ZM179 198V197H178ZM181 198V197H180ZM190 198V197H189ZM216 198V197H215ZM228 198H229V196H228ZM100 199V198H99ZM105 198H103V196H102V200H104ZM124 199V198H123ZM135 199V198H134ZM139 199V198H138ZM162 199H163V197H162ZM169 199H170V197H169ZM173 199V198H172ZM192 200H193V198H191ZM195 199V198H194ZM209 199H210V197H209ZM216 199H220V198H216ZM223 200H224V198H222ZM232 199H235V197L234 198H232ZM68 200V199H67ZM70 201H71V198L69 199ZM115 200V199H114ZM137 200V199H136ZM142 200V199H141ZM140 200V201H141ZM154 200V199H153ZM153 200H151V201H153ZM190 200V199H189ZM240 200H242L241 198H240ZM249 200V199H248ZM66 201V200H65ZM74 201V200H73ZM90 201H92V200H90ZM124 201L126 202V199H124ZM178 201V200H177ZM185 201V200H184ZM191 201V200H190ZM196 201V200H195ZM216 201V200H215ZM251 201L252 200H249V202L251 203ZM92 202H94V201H92ZM113 202V201H112ZM111 202V203H112ZM133 202H135L134 200H133ZM161 202V201H160ZM167 202V201H166ZM169 202V201H168ZM175 202V201H174ZM187 202H189V201H187ZM192 202V201H191ZM197 202V201H196ZM201 202V201H200ZM222 202V201H221ZM226 202V201H225ZM225 202H222V203H224L225 204ZM243 203H244V201H242ZM67 203V202H66ZM111 203H110V205H111ZM127 203H128V201H127ZM149 204H150V202H148ZM152 203V202H151ZM155 203V202H154ZM158 203V202H157ZM203 203H205V202H203ZM206 203H207V201H206ZM218 203V202H217ZM228 202H226V204H227ZM235 203V202H234ZM246 203V202H245ZM244 203V204H245ZM258 203V202H257ZM256 203V204H257ZM68 204H70V203H68ZM94 204H98V203H95L94 202ZM105 204V203H104ZM103 204V205H104ZM114 204H115V202H114ZM118 204V203H117ZM120 204V203H119ZM148 204V205H149ZM180 204V203H179ZM188 204H190V203H188ZM188 204L186 203V205L188 206ZM202 204V203H201ZM219 204V203H218ZM243 204V205H244ZM75 205V204H74ZM77 205H78V203H77ZM88 205V204H87ZM102 205V204H101ZM103 205H102V207H103ZM109 205V206H110ZM124 205H126V204H124ZM131 205V204H130ZM139 205V204H138ZM152 205H154L153 203H152ZM160 205V204H159ZM198 205V204H197ZM231 205V204H230ZM233 206H234V204H232ZM239 205H242V204H240L239 203ZM246 205H248L247 203H246ZM99 206V205H98ZM112 206H114L113 205V203H112ZM112 206H111V208H112ZM121 206H122V210H120L121 209ZM120 207H119V212L120 211H127V208L126 209H124L125 208V206H123V205H121ZM179 206H181V205H179ZM190 206H192V204L190 205ZM226 206V205H225ZM102 207H100V208H102ZM124 207V208H123ZM127 207V206H126ZM130 207V206H129ZM129 207H128V209H129ZM149 207H151V205L149 206ZM155 207V206H154ZM165 208H166V206H164ZM163 207V208H164ZM168 207H170V206H168ZM189 207V206H188ZM193 207V206H192ZM227 207H228V205H227ZM240 207H242V206H240ZM110 208V207H109ZM109 208H107V210L109 209ZM117 208V207H116ZM131 208V207H130ZM162 208V207H161ZM171 208V207H170ZM183 208V207H182ZM233 208V207H232ZM239 208V207H238ZM251 208V207H250ZM105 209V208H104ZM113 209V208H112ZM115 209V208H114ZM132 209V208H131ZM133 209H134V206H133ZM140 209V208H139ZM149 209V208H148ZM154 209V208H153ZM159 209V208H158ZM171 209H173V208H171ZM181 209V208H180ZM184 209H185V207H184ZM223 209V208H222ZM240 209V208H239ZM249 209V208H248ZM100 210H102V209H100ZM106 210V211H107ZM150 210V209H149ZM194 210V209H193ZM225 210V209H224ZM230 210V212L232 211V209H229ZM233 210H235V209H233ZM111 211V210H110ZM124 211V212H125ZM133 211H136V210H132V211H130V212H132V213H134L135 214V212H133ZM140 211V210H139ZM152 211V210H151ZM151 211H149V212H151ZM156 211V210H155ZM161 211V210H160ZM167 211V210H166ZM188 211H189V208H188ZM199 211V210H198ZM238 211V210H237ZM115 212H117V214H118V210H116ZM129 210L126 212V215H128L129 213ZM140 212H142V211H140ZM216 212V211H215ZM234 212V211H233ZM232 212V213H233ZM104 213H106V212H104ZM111 213V212H110ZM128 213V214H127ZM187 213H192L193 214V212H187ZM186 213V214H187ZM241 213H244V212H241ZM250 213V212H249ZM113 214V213H112ZM111 214V216H114V215H112ZM115 214V213H114ZM123 214V213H122ZM121 214V215H122ZM134 214H133V216H134ZM144 214H146V213H144ZM148 214V213H147ZM152 214V213H151ZM150 214V215H151ZM159 214H160V216H161V212H159ZM164 214H167V216H168V214H170V213H165L164 212ZM175 214V213H174ZM174 214H172V218L173 217H175V216H177V215H174ZM185 214V215H186ZM119 215H120V213H119ZM138 215H142V214H138ZM153 215V214H152ZM155 215V214H154ZM174 215V216H173ZM179 215V214H178ZM188 215V214H187ZM242 215V214H241ZM123 216V215H122ZM129 217V222H131L130 221V219L132 218V216L131 215H128ZM131 216V217H130ZM145 215H143V217H144ZM164 216V215H163ZM184 216V215H183ZM198 216V215H197ZM125 217H127V216H125ZM135 217H139V218H141L140 216H137L136 214H135ZM142 217V218H143ZM159 217V216H158ZM178 217V216H177ZM203 217V216H202ZM216 217V216H215ZM228 217V216H227ZM110 218V217H109ZM108 218V219H109ZM117 219H118V217H116ZM116 218H115V220H114V218H113V220L116 222L117 220H116ZM123 218V217H122ZM134 218V217H133ZM141 218V219H142ZM148 218H150L149 217V215H148ZM148 218H146V219H148ZM153 217H151V219H152ZM160 219H161V217H159ZM158 218V219H159ZM168 218V217H167ZM204 218V217H203ZM92 219V218H91ZM102 219H104V217L102 218ZM111 219V218H110ZM124 219V218H123ZM122 219V220H123ZM126 219V218H125ZM127 219H126V222H128L127 221ZM135 219V218H134ZM134 219L132 220V222L134 221ZM143 219H145V217L143 218ZM159 219V220H160ZM164 219V218H163ZM175 219V218H174ZM182 219H183V217H182ZM187 219H190V217H188L187 216ZM192 219V218H191ZM190 219V221L192 222L193 221V219L191 220ZM201 220H202V218H200ZM229 219H232V218H229ZM95 220V219H94ZM113 220H112V222H113ZM118 220H120V216H119V219ZM154 219H152V220H149L150 222L151 221H153ZM156 220V219H155ZM158 220V221H159ZM168 219H166L165 221H167ZM175 220H177V219H175ZM174 220V221H175ZM181 220V219H180ZM180 220H177L176 222H174L173 221V224H176V223H180L179 221ZM219 221H221L220 220V217H219V219H218ZM107 221V220H106ZM121 221V220H120ZM135 221H137L136 219H135ZM134 221V222H135ZM140 221V220H139ZM157 221V220H156ZM161 221V220H160ZM164 221V223L166 224V223H169L168 221L167 222H165ZM98 223H99V221H97ZM101 222V221H100ZM102 222H104V221H102ZM108 222V221H107ZM109 222H111L110 220H109ZM108 222V223H109ZM109 223V226H107L106 228H108V227H111L110 225L112 224L113 226H114V224L113 223H115V222H113V223ZM117 222H119V221H117ZM122 223L124 222V221H121ZM131 222V223H132ZM201 222V221H200ZM213 222V221H212ZM97 223V224H98ZM121 223V224H122ZM125 223V222H124ZM137 222H135L134 224H136ZM142 223H146L145 221H143V222H141V224ZM154 223H156L157 224V222H154ZM186 223V222H185ZM216 223V222H215ZM104 224V223H103ZM105 224H107L106 222H105ZM117 224H119V223H117ZM117 224L115 223V225L117 226ZM126 225L125 226H123V227H127V224H129L130 225V223H125ZM140 224V225H141ZM151 224V223H150ZM149 224V225H150ZM159 224V223H158ZM157 224V225H158ZM108 225V224H107ZM124 225V224H123ZM139 225V226H140ZM147 226H149L148 225V222H147V224H146ZM162 225V224H161ZM168 225H170V224H168ZM217 225V224H216ZM220 225V224H219ZM222 225V224H221ZM104 227L106 226V225H103ZM119 226H121L120 224L118 225V227ZM131 227L133 226V225H130ZM138 226V225H137ZM138 226V227H139ZM146 226V227H147ZM153 226V225H152ZM160 226V225H159ZM166 226V225H165ZM165 226L163 227L164 229H165ZM171 226V225H170ZM174 226V225H173ZM172 226V227H173ZM181 225H176V227L177 228H175L176 229V231H178V233H179V236H180V231H183V230H181V228H184L183 226L180 228V231L179 230H177L178 229V227H180ZM104 227H102V229L104 228ZM118 227H116L115 229H113V232H115L114 230H116ZM133 227H135V226H133ZM142 227H145V225L143 224V226ZM161 227V226H160ZM175 227V226H174ZM105 228V230H107ZM121 228V227H120ZM120 228H118L119 230H120ZM137 228V227H136ZM148 229H149V227H147ZM147 228H144V229H147ZM156 230H157V227H154ZM162 228V229H163ZM167 228V227H166ZM188 228V227H187ZM211 229L213 228V227H210ZM101 228H99V230H97L98 232L99 231H101L100 230ZM111 229H112V227H111ZM123 229H126V228H123ZM128 229H129V231H130V229L131 228H129L128 227ZM133 229V228H132ZM131 229V230H132ZM135 229V228H134ZM133 229V230H134ZM150 229H153V228H151L150 227ZM158 229H160V228H158ZM163 229V230H164ZM168 229V228H167ZM210 229V230H211ZM214 229V228H213ZM110 230V229H109ZM109 230H107V231H105V232H108ZM122 230V229H121ZM120 230V231H121ZM139 230H141V229H138V232H139ZM161 230V229H160ZM171 230H174L173 228H171L170 230H169V232L171 231ZM184 230H186V228H184ZM207 230V229H206ZM209 230V231H210ZM223 230V229H222ZM246 230V229H245ZM104 231V230H103ZM117 231V230H116ZM127 231V230H126ZM125 231V232H126ZM129 231H127V234H128V232ZM142 231V230H141ZM140 231V233H142V232H145L146 230H143L142 232ZM150 231V230H149ZM153 231V230H152ZM175 231V230H174ZM213 231V230H212ZM102 232V231H101ZM109 232H112L111 230L109 231ZM117 232H119V231H117ZM117 232H116V234H117ZM124 232V231H123ZM125 232L123 233V234H125ZM132 232V231H131ZM146 232H148V230L146 231ZM154 232V231H153ZM157 231H155L154 233L155 234H158V232L156 233ZM163 232V231H162ZM164 232H166L165 230H164ZM164 232H163V234H164ZM237 232V231H236ZM100 233V232H99ZM103 234L101 235V234H99V235H101V238H102V236L104 237V232H102ZM121 233V232H120ZM119 233V234H120ZM136 232H133V234H135ZM171 233V232H170ZM170 233H168V232H166V234L168 235V234H170ZM174 233V232H173ZM177 233V232H176ZM185 234L187 233L186 231L184 232ZM220 233V232H219ZM107 234V233H106ZM118 234V235H119ZM122 233L120 234V235H123ZM130 235H131V233H129ZM132 234V235H133ZM137 234V233H136ZM144 234V233H143ZM142 234V238H143V236L145 235H143ZM147 234V233H146ZM153 234V233H152ZM189 234V233H188ZM192 235H193V233H191ZM196 234V233H195ZM232 234V233H231ZM230 234V235H231ZM94 235H96V234H94ZM107 235H109V234H107ZM126 235V234H125ZM149 235H150V233H149ZM159 235H162L161 234V231H160V234ZM166 235V236H167ZM175 235V234H174ZM184 235V234H183ZM209 235H210V233H209ZM212 235V234H211ZM225 235V234H224ZM97 237H98V235H96ZM113 236V235H112ZM128 236V235H127ZM127 236H126V238H127ZM147 236V235H146ZM173 236V235H172ZM179 236H177L178 238H179ZM191 236V235H190ZM213 236V235H212ZM218 236V238H219V236L220 235H217ZM260 236V235H259ZM100 237V236H99ZM118 237H120V236H118ZM123 237H125V236H123ZM122 236H121V238H123ZM131 238H132V236H130ZM137 237H139V238H141L140 237V234L137 236ZM145 237V236H144ZM149 237V236H148ZM151 237V236H150ZM153 237V236H152ZM155 237V236H154ZM153 237V239H154V242H155V238ZM157 237V236H156ZM169 237V236H168ZM171 237V236H170ZM169 237V238H170ZM181 237V236H180ZM184 237H186V235L184 236ZM231 237V236H230ZM115 238H116V236H115ZM146 238V237H145ZM168 238V239H169ZM173 238V237H172ZM208 238H210V237H208ZM225 238V237H224ZM98 239H100V238H97V241H98ZM111 239V238H110ZM109 239V240H110ZM113 239V238H112ZM128 239H130V238H128ZM150 239H152V238H150ZM152 239V240H153ZM166 239V238H165ZM167 239V240H168ZM183 240H184V238H182ZM190 239V238H189ZM216 239V238H215ZM228 239H229V237H228ZM105 240V239H104ZM130 240H132V239H130ZM134 241H137L138 239H136V237L133 239ZM142 240V239H141ZM147 240V239H146ZM148 240H149V238H148ZM147 240V241H148ZM170 240V239H169ZM171 240H176L175 239V237H174V239H171ZM179 240V239H178ZM186 240V239H185ZM206 240H208V239H206ZM220 240V239H219ZM226 240H227V238H226ZM230 240V239H229ZM228 240V241H229ZM262 240V239H261ZM100 241L101 240H99V242L98 243H100ZM105 241H107L108 243H104V247H106L107 245L106 244H108V246L109 245H111V243L109 244V241L108 240H105ZM118 241V240H117ZM125 241V240H124ZM146 241V242H147ZM151 241V240H150ZM159 240H157L156 242H158ZM181 241V240H180ZM179 241V242H180ZM187 241V240H186ZM215 241V240H214ZM224 241V244H225V240H223ZM240 241V240H239ZM123 242V241H122ZM138 242V241H137ZM142 242H144V241H142ZM153 242V243H154ZM162 242H164V240H162ZM235 242V241H234ZM119 243V242H118ZM135 243V242H134ZM139 243H141L140 242V240H139ZM145 243V242H144ZM150 243V242H149ZM232 243H233V241H232ZM261 243V242H260ZM264 243V242H263ZM261 244L262 246H261V248L260 249H262V247L264 248V244ZM113 244V243H112ZM115 244H116V242H115ZM121 244V243H120ZM142 244V246H143V243H141ZM151 244H152V242H151ZM151 244H149V245H151ZM157 244V243H156ZM160 244H162V243H160ZM195 244V243H194ZM204 244V243H203ZM202 244V241H201V243H200V245H203ZM223 244V245H224ZM239 244V243H238ZM99 245V244H98ZM101 245V244H100ZM99 245V246H100ZM117 245V244H116ZM115 245V246H116ZM119 245V244H118ZM118 245H117V247H118ZM136 245H139L138 243L136 244ZM163 245V244H162ZM165 245V244H164ZM173 245V244H172ZM182 245V244H181ZM196 245V244H195ZM194 245V246H195ZM198 245V244H197ZM196 245V246H197ZM226 245V244H225ZM259 245V244H258ZM103 246V245H102ZM121 246V245H120ZM145 246V245H144ZM148 246V245H147ZM161 246V245H160ZM204 246V245H203ZM213 246H215V245H213ZM115 248V249H118V248ZM146 247V246H145ZM144 247V248H145ZM151 247V246H150ZM153 247V246H152ZM163 247H165V246H162V248ZM177 247V246H176ZM178 247H180V249L181 250H183L184 249V246H179L178 245ZM177 247V248H178ZM182 247V248H181ZM193 247V246H192ZM206 247H207V249L209 248H211V247H209V246H207L206 245ZM234 247V246H233ZM257 247V246H256ZM260 247V246H259ZM100 248H101V246H100ZM114 248H113V250H114ZM120 248H122V247H120ZM143 248V247H142ZM148 248V247H147ZM161 248V249H162ZM166 249H168L169 247H165ZM165 248H163V250H166ZM191 248V247H190ZM197 248H202V247H197ZM221 248V247H220ZM224 248H225V246H224ZM235 248V247H234ZM170 249H171V247H170ZM186 249V248H185ZM194 249V248H193ZM192 248H191V250H193ZM205 250L204 249V252H207V251H209L210 252V250ZM257 249H259L258 247H257ZM259 249V250H260ZM122 250V249H121ZM173 250V249H172ZM189 249H187V251H188ZM191 250H190V252H191ZM218 250V249H217ZM254 250H256V248L254 249ZM107 251V250H106ZM195 251V249L193 250V252ZM199 251V250H198ZM214 250H212V252H213ZM232 251V250H231ZM262 252H263V250H261ZM104 252V251H103ZM168 252V251H167ZM181 253L183 252V254L185 255V253H186V250L184 251H180ZM197 252V251H196ZM208 252V253H209ZM215 252V251H214ZM217 252V251H216ZM219 252V251H218ZM227 252V251H226ZM233 252V251H232ZM253 252H255V251H253ZM165 253V252H164ZM199 253H200V251H199ZM207 253V254H208ZM220 253V252H219ZM242 253V252H241ZM107 253H105L104 255H106ZM112 254V253H111ZM122 254H123V252H122ZM121 254V255H122ZM201 254H203L202 253V251H201V253H200V255ZM206 254V255H207ZM254 254V253H253ZM124 255V254H123ZM141 254H139V256H140ZM182 255V254H181ZM183 255V256H184ZM187 255V254H186ZM185 255V256H186ZM212 255V254H211ZM213 255H214V253H213ZM225 255V254H224ZM224 255H222L221 257L223 258V256ZM232 255H234V254H232ZM108 256H109V254H108ZM111 256V255H110ZM113 256H115L116 257V255H113ZM124 256H127V255H124ZM123 256V257H124ZM129 256V255H128ZM134 257H136V255H133ZM138 256V257H139ZM180 256V255H179ZM182 256V257H183ZM197 256V255H196ZM199 256V255H198ZM208 256V258H209V255H207ZM207 256H206V258H207ZM258 256V255H257ZM263 256V255H262ZM120 257V256H119ZM120 257V258H122V259H124V258H126V257ZM132 257V256H131ZM130 257V258H131ZM137 257V260H139L140 258H138ZM178 257V256H177ZM195 257V256H194ZM200 257V256H199ZM199 257H197L198 259H199ZM204 257H205V254H204ZM251 257H252V254H251ZM258 257H260V256H258ZM107 258V257H106ZM114 258V257H113ZM159 258V257H158ZM157 258V260H159L160 261V259H158ZM162 258V257H161ZM180 258V257H179ZM189 258H191V257H189ZM201 258H203L202 256H201ZM228 258V257H227ZM245 258V257H244ZM112 259V258H111ZM119 259V258H118ZM117 259V260H118ZM129 259V258H128ZM128 259H126V260H128ZM135 259V258H134ZM155 259V258H154ZM153 259V260H154ZM177 259V258H176ZM185 259V258H184ZM195 259V258H194ZM205 259V258H204ZM211 258H209V261H211L210 260ZM215 259V258H214ZM214 259H212V261H214ZM220 259V258H219ZM251 259V258H250ZM253 259V258H252ZM255 259V258H254ZM114 260V259H113ZM116 260V261H117ZM121 260V259H120ZM131 260V259H130ZM132 260H133V257H132ZM136 260V261H137ZM142 260H144V259H142ZM141 260V261H142ZM157 260H155V261H157ZM179 260V259H178ZM203 259H201V261H202ZM248 259L246 258V261H247ZM260 260H261V258H260ZM260 260H258L257 262H259L260 263ZM133 261H135V260H133ZM187 261V260H186ZM197 261H199V260H197ZM196 261V263H198L199 264V262H197ZM208 261V260H207ZM207 262V263H210L211 264V262ZM219 261H221V259L219 260ZM219 261H217V262H219ZM107 262V261H106ZM144 262H145V260H144ZM143 262V263H144ZM158 262V261H157ZM256 262V263H257ZM115 264L117 263V262H114ZM113 263V264H114ZM138 263V262H137ZM177 263H179V262H177ZM190 263V262H189ZM203 263H205V262H203ZM221 262H219V264H220ZM259 263H257V264H259ZM107 264V263H106ZM109 264V263H108ZM119 264V263H118ZM142 264V263H141ZM148 264V263H147ZM154 264V263H153ZM160 264V263H159ZM182 264V263H181ZM201 264V263H200ZM239 264V263H238Z\"/></svg>","mask_w":264,"mask_h":264}]
</instances>
